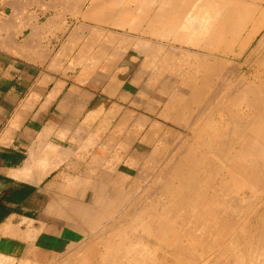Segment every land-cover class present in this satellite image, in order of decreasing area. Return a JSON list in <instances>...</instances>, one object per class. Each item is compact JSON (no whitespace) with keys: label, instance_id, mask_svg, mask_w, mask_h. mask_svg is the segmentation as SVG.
<instances>
[{"label":"crops","instance_id":"0c3cea01","mask_svg":"<svg viewBox=\"0 0 264 264\" xmlns=\"http://www.w3.org/2000/svg\"><path fill=\"white\" fill-rule=\"evenodd\" d=\"M168 1L170 0H137V2L136 0H3V4L0 10L1 256L5 258H12L14 260H19L21 259V256H23V253H25L26 250L33 249L39 252L41 258H45L44 260L40 261L42 262V264H50L53 258L57 257V255H59L60 253V250L63 249V246L67 242L66 237L74 234V230L70 229L67 225L62 223V219L65 218L62 216V213L58 212L59 209H57V212H55L54 215L48 214L47 211L52 203H58V201H60L61 203L63 200L60 198L62 197L65 198L66 201L76 202V200L72 199L70 195H62V191L60 189L63 187H76V179L74 177L76 176L78 178V176L72 173L71 171L77 170L78 165L76 160L70 159L63 163L65 164V166H63V164L61 163V165L57 167V165L61 161L56 159L55 154H49L50 158L49 156L44 158L43 154H46V151H44V149L47 142H55L54 140L61 138L63 131L70 132V135H67L66 138H89L92 136V138H94V125H92L91 130H88V136H80V132L77 128H87L90 126V124H97L100 122L116 123L117 121L122 123L124 122L123 120H125L124 123L130 121V123L135 124L143 122L151 123L152 121L156 122L155 120L161 123L165 122L164 119H160L158 116L160 109L162 108V106H158V104L160 103V97L158 92H166L169 90L167 84L168 75L174 74L175 72L173 71V69L176 68V66L174 65L175 63L173 62L174 57L171 62L172 64L169 62V60H171L170 58L173 56L175 50L179 49V51H182L183 49H186V8L183 7L185 6L184 4L186 3V0H180L181 2L179 0H171L173 3L177 2L181 6V8L177 3H174L176 6L175 7L171 1ZM116 3H120V9L118 8L119 6L116 5ZM170 3L172 5H170ZM126 7H128L129 9L127 10ZM150 8L151 10H149ZM162 8H165L166 12L165 9L163 10ZM173 8H176V10L174 11ZM158 9H161L159 10V13ZM168 10L169 13H167ZM181 10L183 12L185 11V13L182 14L183 12L181 13ZM146 11L148 12L143 13ZM172 11L174 12L172 13ZM129 12L130 14H128ZM178 12L179 14L181 13L180 16ZM131 13L133 14L131 15ZM138 13H142L143 15H140ZM154 13L155 15L152 16V19L151 15ZM160 13H164L163 18L162 15L160 16ZM114 14H116V17ZM172 14L173 16L171 18H173L172 20L174 23H171L172 20L170 17H168ZM100 15L102 17H99ZM133 15H136V17H134ZM182 15L185 16V20ZM144 16H146V18H144ZM157 16L160 19H158ZM164 16H166L165 19ZM174 16L176 17V20L174 19ZM141 18L142 20L143 18L146 20L142 21ZM161 19H163L164 22L158 23V21H161ZM130 20H132L134 23H132V21ZM150 20L154 21L151 23ZM219 20V22H221L223 26L221 25V23L218 22V20H216V22H218L222 26V28H225V25L228 24L226 26V30L228 29L229 35L224 34L226 30H224L223 28V31L218 23L212 24L211 26H213V28H216L213 32L212 30L210 31L211 36H209L210 34H208L206 38L207 41H205L207 44L209 43L208 46H211L210 48L212 49L214 48L215 45L213 44H216L217 39L222 40V38H220L223 37L222 35L227 37L233 36L234 39L239 36V30H236V28L239 27L238 19L235 18L234 21L231 19L232 24L230 23L231 21L229 22V20L225 23L221 21V19ZM138 22L141 26H139ZM184 23L185 26H183ZM136 24L138 25V27ZM144 25L146 26V28ZM171 26L173 28H171ZM99 27L100 29H98ZM151 27L157 28H155L156 30L154 31V29H150ZM231 27L232 30L229 29ZM170 29L171 31L173 30L171 34L168 33L170 32ZM149 30L151 31L149 32ZM152 30L154 31V34L152 33ZM157 30L160 33L156 32ZM216 30L218 34L215 32ZM145 31H147V33H144ZM248 31L250 30L248 29ZM119 32L120 35L118 37ZM113 33L116 36L113 35ZM123 33L128 34L129 36L124 35ZM150 33L153 34L152 37ZM163 33H165V36H167L165 37ZM214 33L218 36H214ZM105 34L106 37L103 39ZM169 34L170 36H173L175 34V37L171 36L172 42L169 41L171 39ZM212 34L214 41L212 40ZM219 34H221V36ZM121 35L125 40L122 38ZM244 35L246 36L247 34L245 33ZM92 36H96L97 39L96 37L93 38ZM107 36L109 37V39ZM115 37L118 38L115 39ZM128 37H130L131 40L128 39ZM164 37L167 39H165ZM183 37L185 39H183ZM208 38H210L212 42ZM144 39L145 42H143ZM174 39L176 40V42H174ZM106 40L107 42L111 41L110 43H108V46H110L111 48L110 50L108 47H106ZM139 40L141 42V45L139 44L138 46H142L143 49L140 47L137 49V43H139ZM160 40L163 42H161ZM146 41H148V45ZM234 41L238 43L239 39L236 38V40ZM83 42L86 43L84 44ZM155 42L158 43L160 47ZM179 43L181 44L179 45ZM103 44H106V48L103 47ZM162 44L174 46L172 48L175 49L176 47V49H170V46L168 47V45H165V47L163 45V48ZM119 45H121V47ZM100 46L101 49H103L104 51L100 49ZM153 46L155 49L153 48ZM157 46L159 47V52L156 50ZM140 49H142V51ZM160 49H162V51ZM232 50H235V52L238 51L237 47L236 49L234 48ZM151 51L153 52V54ZM185 51L186 50H184V52ZM188 51L191 53L192 51L193 53L199 52L202 53V55L198 53L200 56L210 58L211 64L209 66H212V69H209V66L204 65V71H197L199 73L207 74L206 71H208V69L214 72L213 70H217L218 64L214 62L215 60H212V57L213 59L222 58L221 53L219 51L216 53V50L214 49L208 50L207 48H205L204 50L202 49L199 51L190 49ZM116 52L119 54L118 56ZM155 52H158V54H155ZM166 52L167 54L171 52L169 54L170 57L164 56ZM73 55L75 58L73 57ZM246 55L248 56V54ZM159 56L162 59H160ZM162 56L167 58H164ZM151 57H153V59ZM185 57L186 56L184 55L183 58L185 59ZM148 58L151 62H149ZM228 58H230L233 65L237 63L236 68L238 69L239 57L237 56V58H235L231 56ZM144 60L147 61L148 64L150 63L151 65H149L151 67L148 64L146 65V63H144ZM159 60H164L167 62V64H165L166 62H160ZM185 65L186 62L184 63V69L181 71V73L186 72ZM154 66L155 69L160 68L158 72L162 70L160 72L161 76L158 73L159 77H156L158 69L155 71ZM213 66L215 67V69H213ZM197 67L199 69L201 66L196 65L195 68ZM85 70H88L89 72H85ZM122 71L123 74L121 73ZM193 73L195 72H192L191 74ZM208 73L210 72L208 71ZM184 74L186 75V73ZM216 74H218V72ZM148 76H150V80L149 78L147 79ZM151 76L153 80L157 79V83H154L155 80H151ZM110 80H112V82H110ZM149 81H151V84ZM195 84L197 85L198 83H193L192 85H190V87H186V91H195ZM199 84L201 85V87L200 85H197V90H202V87L204 86H202V83ZM193 85L195 88L193 87ZM205 88L204 90H214L216 86H213V88L212 86H210L208 87V89L207 87ZM215 90H217V88ZM188 94L189 93H186V104L189 101L188 97L191 96V94L189 96ZM134 101H137V103L139 102L140 104L138 103L137 105V103H135ZM166 102L167 100H165L162 105H164V103ZM149 104L150 106H147ZM151 106L155 108L154 111L153 107L152 111L149 110V107ZM241 106L240 108H238L237 106L241 113L235 107L231 109L232 113H234L235 110L234 114L238 112L242 116L243 112H246V107L244 104L242 107ZM144 107L147 109H145ZM204 107L200 108L201 110H203L204 113H206L204 111ZM106 109L111 112L109 113ZM116 109H119L117 112L118 115L115 113ZM201 110L198 112L197 107H190L186 105V115L189 114V116H186V137H189V139H192V136L193 138H198V136L199 138L206 137L204 135L207 133L206 131L200 132V128L199 130H195V133V131H190L191 128L188 127L189 125L187 124V122L191 120L190 117L193 118V116H199ZM129 113L132 114L130 115ZM248 113L253 114L252 112H250V110ZM121 114H123L124 116ZM201 114L202 113H200V115ZM215 116L216 118L218 117V110L215 111ZM127 117L129 118V120L127 119ZM139 117L143 118L139 119ZM196 119L197 118H193L192 121L195 120L196 122ZM203 122L205 123L206 121L204 120ZM233 124L235 123H232V125ZM73 133L76 134L74 135ZM140 136H143V132H141L140 135H135V137ZM98 137L107 136L100 135ZM42 159L45 161H40ZM47 161L50 162V165L53 167V169L48 172V174H46L43 178L37 180L39 166L42 162L46 163ZM35 170L36 175L34 174ZM23 174L25 176H23ZM34 175L36 176V178ZM70 183L72 186L70 185ZM9 224L11 225V227L9 226ZM4 225L7 226L5 227ZM30 228L33 229L31 230ZM28 231H37L35 233L37 236L35 237L32 243L30 240L28 242L26 239V234ZM16 232L17 235H14ZM21 234L23 238L18 239Z\"/></svg>","mask_w":264,"mask_h":264},{"label":"bare ground","instance_id":"6f19581e","mask_svg":"<svg viewBox=\"0 0 264 264\" xmlns=\"http://www.w3.org/2000/svg\"><path fill=\"white\" fill-rule=\"evenodd\" d=\"M99 1H101V0H99ZM109 1V0H108ZM127 1V0H126ZM156 1H158V0H156ZM171 1V0H170ZM170 1H168V2H170ZM174 1H177V0H174ZM180 1V0H179ZM202 1H204L205 2V6H206V9H204V11L203 10H201V8L200 7H198V5L197 4H195V5H197V6H195V7H198L197 8V11L195 12V10H194V14L193 15H191V19H192V21H191V19H190V17H189V20H188V14L190 13V12H188L187 10H189V9H185L186 10V12L188 13V14H186L185 13V11L183 12L182 10L180 11L182 14H186L187 15V18H186V36H189V40H190V44L189 45H191V43L192 42H194L193 44H195L196 42H198V41H201V40H204V41H207V36H208V34H210V31L212 30V32L214 31V29L216 28V27H214L213 28V26H211L212 24H214V23H218L220 20H218V19H220L221 18V21H223L224 23L226 22V21H228V18H229V22L232 24V20L234 21L235 20V18H232V20H230V18L232 17V15H230L231 13H233V11L231 10L232 9V7H231V9H230V3L232 2V0H231V2L230 3H227L226 2V5L227 4H229V8H228V6H226L225 5V3H224V1L223 2H221L222 0H217V1H220V2H215V0H202ZM202 1L200 0V3L201 4H204V3H202ZM237 2H238V4H237V7H239L238 5H240L239 4V1L238 0H236ZM246 1H249V0H246ZM252 1V0H251ZM251 1L250 2H248V3H251ZM258 1V0H257ZM262 1V0H261ZM63 2V1H62ZM118 2V1H117ZM120 2V1H119ZM136 2H137V0H136ZM139 2V1H138ZM141 2V1H140ZM145 2V1H144ZM151 2V1H150ZM162 2H164V1H162ZM172 2V1H171ZM181 2V1H180ZM197 2V1H196ZM199 2V1H198ZM197 2V3H198ZM235 2V0L232 2V3H234ZM236 2V3H237ZM240 2H241V0H240ZM254 1H252V3H253ZM109 3H111V2H109ZM124 3V2H123ZM129 3V2H128ZM128 3H126V4H128ZM146 3V2H145ZM159 3V2H158ZM175 3V2H174ZM173 2H172V4L175 6V4L177 3H175L174 4ZM190 3V5H191V1L189 2ZM189 3H188V6H189ZM223 3V4H222ZM242 3V2H241ZM244 3V2H243ZM247 3V4H248ZM256 3H258V2H256ZM256 3H253V5H250V7H254V4H256ZM261 3V2H260ZM120 4V3H119ZM119 4H117L116 3V5H118L119 6ZM121 4H122V2H121ZM171 3H170V5H172ZM178 4V3H177ZM182 4H184V3H182ZM246 3H244V4H242L243 6L244 5H247ZM116 5H115V7H116ZM130 5V4H129ZM143 5H144V3H143ZM148 5H149V3H148ZM152 5V4H151ZM156 5V4H155ZM168 5H169V3H168ZM167 5V6H168ZM179 5V4H178ZM185 6H186V3L184 4ZM193 5V4H192ZM233 5V4H232ZM157 6V5H156ZM159 6V5H158ZM165 6H166V4H165ZM173 6V7H174ZM180 6V5H179ZM178 6V7H179ZM185 6H183L184 8H186ZM199 6H200V4H199ZM202 6V5H201ZM223 6V7H222ZM226 6V9H229V10H227V12L225 13L224 11L226 10V9H224V7ZM243 6L241 7L242 9H244L243 8ZM260 6V5H259ZM106 7V6H105ZM129 7V6H128ZM128 7H126V9L128 10L129 8ZM143 7V6H142ZM176 7V6H175ZM178 7H177V9H178ZM191 7V6H190ZM204 7V6H203ZM255 7H257L258 8V6H255ZM107 8V7H106ZM119 9H120V6L118 7ZM124 8H125V6H124ZM131 8V7H130ZM138 8V7H137ZM170 8H171V6H170ZM180 8H181V6H180ZM193 6H192V10H193ZM222 8L224 9V11L222 10ZM236 7H234V12H236L235 10H237V9H235ZM241 8H238V12H237V17H236V19L239 17L240 18V16H242V15H240L241 13H239V9H241ZM246 8H247V6H246ZM245 8V9H246ZM249 8V7H248ZM134 9H135V7H134ZM139 9H140V7H139ZM142 9V8H141ZM156 9V8H155ZM163 9V8H162ZM165 9V8H164ZM163 9V10H164ZM168 9H169V7H168ZM174 9V8H173ZM172 9V10H173ZM244 9V10H245ZM262 9H264L263 8V6H262ZM101 10V9H100ZM114 10V9H113ZM123 10V9H122ZM130 10H132V9H130ZM149 10H151V8L149 9ZM159 10H161V9H158V13H159ZM176 10V8L174 9V11ZM180 10V9H179ZM230 10H231V13L229 14L228 13V11L230 12ZM243 10V11H244ZM256 10V9H255ZM107 11V10H106ZM134 11H136V10H134ZM142 11V10H141ZM174 11H172V13L174 12ZM246 11H247V9H246ZM249 11H251V10H249ZM115 12V11H114ZM118 12V11H117ZM148 11H146V12H143V13H147ZM165 12H166V9H165ZM193 12V11H192ZM253 13L252 14H254V10L252 11ZM261 12V11H260ZM103 13H105V12H103ZM119 13V12H118ZM117 13V14H118ZM122 13V12H121ZM136 13V12H135ZM155 13H156V11H155ZM155 13L154 14H152L151 15V17L153 16V15H155ZM162 13V12H161ZM160 13V16L162 15V18H163V14H161ZM167 13H169V10H168V12ZM177 13V12H176ZM180 13V14H181ZM247 12H244L243 14H246ZM95 14V13H94ZM101 14V13H100ZM108 14V13H107ZM124 14V13H123ZM128 14H130V12L128 13ZM133 13H131V15H132ZM138 14H142V13H138ZM137 14V15H138ZM178 14H179V12H178ZM180 14H179V16H180ZM248 14V13H247ZM251 14V15H252ZM115 15V17H116V14H114ZM139 15V16H140ZM143 15V14H142ZM166 15V14H165ZM168 15V14H167ZM233 15H234V13H233ZM126 16H128V15H126ZM134 17H136V15H133ZM173 16V14L172 15H169L168 17H172ZM178 16V15H177ZM183 16V15H182ZM99 17H102L101 15L99 16ZM98 17V18H99ZM107 17V16H106ZM114 17V18H115ZM120 17V16H119ZM123 17V16H122ZM138 17V16H137ZM165 17L166 16H164V19H165ZM184 17V20H185V16H183ZM182 17V18H183ZM235 17V16H234ZM246 17H247V15H246ZM248 21H250V19L251 18H254V17H252V16H249L248 15ZM251 17V18H250ZM140 18V17H139ZM144 18H146V16H144ZM143 18V20H146V19H144ZM156 18V17H155ZM157 18H158V16H157ZM178 18V17H177ZM244 18H245V16H244ZM104 19V18H103ZM119 19V18H118ZM127 19V18H126ZM129 19V18H128ZM148 19H150V18H148ZM152 19H153V17H152ZM158 19H160V18H158ZM173 18H171V20H172ZM174 19L176 20V17L174 16ZM2 20V19H1ZM107 20V19H106ZM110 20V19H109ZM116 20V19H115ZM114 20V21H115ZM133 20V19H132ZM132 20H130V21H132ZM141 20H142V18H141ZM142 20V21H143ZM170 20V21H171ZM178 20V19H177ZM183 20V19H182ZM216 20H218V22H216ZM238 20H240L241 21V19H238ZM252 20V19H251ZM113 21V20H112ZM117 21V20H116ZM119 21V20H118ZM121 21H122V19H121ZM130 21H129V23H130ZM151 21V23L154 21V20H150ZM245 21H247V20H245ZM245 21H244V24H245ZM256 21V20H255ZM257 21H259V20H257ZM126 22H127V20H126ZM149 22V21H148ZM156 22H157V19H156ZM160 22H164L163 21V19H161V21H158V23H160ZM185 22V21H184ZM201 22H203V23H201ZM264 22V21H263ZM114 23H116V22H114ZM132 23H134L133 21H132ZM139 23V22H138ZM150 23V24H151ZM171 23H174L173 22V20L171 21ZM219 23H221V22H219ZM218 23V24H219ZM223 23V24H224ZM228 23V22H227ZM226 23V24H227ZM229 23V24H230ZM247 23V22H246ZM256 23V22H255ZM258 23H260V22H258ZM110 24V23H109ZM142 24V23H141ZM144 24V23H143ZM165 24V23H164ZM169 24V23H168ZM181 24V23H180ZM217 24V25H218ZM236 24V23H235ZM241 24V23H240ZM254 24V23H253ZM261 24H262V26H263V24L264 23H262L261 22ZM126 25V24H125ZM124 25V26H125ZM135 25V24H134ZM137 25V24H136ZM157 25V24H156ZM160 25V24H159ZM171 25V24H170ZM176 25V24H175ZM220 25V24H219ZM221 25H222V23H221ZM220 25V26H221ZM225 25V24H224ZM228 25V24H227ZM227 25H225V28H224V30H226V26ZM242 25V24H241ZM240 25V26H241ZM252 25V24H251ZM257 25L258 24H256V28H257ZM116 26H117V24H116ZM121 26H123V25H121ZM139 26H141L140 25V23H139ZM145 26V25H144ZM150 26V25H149ZM167 26V25H166ZM183 26H185V23H184V25ZM197 26H199V27H197ZM223 26V25H222ZM222 26H221V28H222ZM229 26H231V25H229ZM238 26V25H237ZM245 26H246V24H245ZM258 26H260V25H258ZM137 27H138V25H137ZM154 27V26H153ZM158 27V26H157ZM157 27H155V28H157ZM170 27V26H169ZM121 28V27H120ZM130 28V27H129ZM134 28H135V26H134ZM145 28H146V26H145ZM145 28H143V29H145ZM155 28H150V29H154V31L156 30ZM162 28V27H161ZM171 28H173L172 26H171ZM223 28H222V30H223ZM239 28V27H238ZM238 28H236V30L238 31L239 29ZM241 28H243V27H240V29ZM254 28H255V26H254ZM259 28V27H258ZM261 28H263V27H261ZM260 28V29H261ZM98 29H100V27L98 28ZM128 29V28H127ZM142 29V28H141ZM163 29V28H162ZM165 29V28H164ZM184 29V30H185ZM230 30H232V27L231 28H229ZM234 29V28H233ZM260 29H259V32H260ZM91 30H93V29H91ZM96 30V29H95ZM129 30H134V29H129ZM136 30V29H135ZM223 30V31H224ZM256 30H258V29H256ZM99 31V30H98ZM137 31V30H136ZM138 31H140V30H138ZM151 30H149V32H150ZM154 31L152 30V33L154 34ZM164 31V30H163ZM173 31V30H172ZM171 29H170V32H168V33H170L171 34ZM176 31V30H175ZM219 31V30H218ZM223 31H221V32H223ZM235 31V30H234ZM242 31H246V29L244 30H242ZM242 31L240 30L238 33H242ZM264 31V30H263ZM108 32H110V31H108ZM130 32H132V31H130ZM156 32H158V33H160L158 30L156 31ZM166 32V33H167ZM216 33H217V30L215 31ZM227 32V33H226ZM258 32V31H257ZM100 33V32H99ZM103 33V32H102ZM107 33V32H106ZM142 33V32H141ZM144 33H147V31H145ZM152 33H150V35H151V37L153 36V34ZM162 33V32H161ZM184 33H185V31H184ZM220 33V32H219ZM232 33V32H231ZM235 33H237V32H235ZM249 33V32H248ZM256 33V32H255ZM97 34V33H96ZM95 34V35H96ZM112 34V33H111ZM124 34V33H123ZM122 34V35H123ZM140 34V33H139ZM157 34V33H156ZM164 34V36H165V33H163ZM170 34H169V36H170ZM179 34H181V33H179ZM218 34V33H217ZM224 34L225 35H227L228 34V29L224 32ZM245 34V33H244ZM247 34V33H246ZM263 34V35H262ZM261 35V39L260 40H257V45H255L256 47H253L254 49H252V52L251 51H249L250 52V54H249V52H247V54L249 55V56H247V60H248V58L250 57V63H252L251 61H253L254 60V63H255V65H260V64H263V65H260V66H264V62L263 63H260V62H262V59H263V61H264V33H262ZM90 35V34H89ZM113 35H115L114 33H113ZM119 35H120V32H119V34H118V37H119ZM121 35V36H122ZM124 35H127V36H129L128 34H124ZM131 35V34H130ZM147 35V34H146ZM161 35V34H160ZM175 35V34H174ZM172 36V37H175V36ZM176 35H177V33H176ZM216 34L214 33V36H215ZM220 36H221V34H219ZM229 35V34H228ZM253 35H255L254 34V32H253ZM257 35V34H256ZM259 35V34H258ZM76 36V35H75ZM77 36H79V35H77ZM109 36V35H108ZM107 36V37H108ZM116 36V35H115ZM140 36V35H139ZM148 36V35H147ZM154 36H156V35H154ZM167 36V35H166ZM165 36V37H166ZM170 36V37H171ZM182 36V35H181ZM183 36H184V34H183ZM198 38H197V37ZM209 36H211V34L209 35ZM216 36H218V35H216ZM222 36H224V35H222ZM238 36V35H237ZM245 36V35H244ZM260 36V35H259ZM83 37V36H82ZM93 37V36H92ZM91 37V38H92ZM96 37V36H95ZM95 37H93V38H95ZM100 37V36H99ZM106 37V34H105V36L103 37V39ZM118 37H115V39L116 38H118ZM131 37V36H130ZM130 37H128V39H130ZM138 37V36H137ZM141 37H142V34H141ZM150 37V38H151ZM161 37V36H160ZM164 37V38H165ZM172 37H171V39L169 40L170 42H172L171 40H172ZM225 37V40H227L228 38H226L227 36H224ZM230 37V36H229ZM243 37V36H242ZM254 36H252V34H248V35H246L245 36V38H243V40H240L238 43H236V44H238L237 46H238V50H239V52L238 53H236L235 52V50H232V47H231V49L230 50H228L227 52H230L229 53V55H226V54H222V52H221V55H222V58L221 59H218V58H216V59H213V57H212V60L214 61V62H216V64H220V65H222V67H224V64H225V66H227L228 65V62H231V60L230 59H228V57H231V56H233V57H235V58H237V56L238 57H240V55L243 53V51L244 50H247V48L249 47L248 45H250L249 43L252 41V38H253ZM122 38H123V36H122ZM139 38V37H138ZM159 38V37H158ZM162 38H163V36H162ZM215 38V37H214ZM220 38H223V37H220ZM231 38H233V39H231ZM230 38V40H233L234 41V37L232 36ZM237 39H238V37H236ZM236 38H235V40H236ZM77 39V38H76ZM96 39H97V37H96ZM102 39V40H103ZM108 39H109V37H108ZM111 39V38H110ZM121 39V38H120ZM124 39V38H123ZM126 39H127V37H126ZM143 39V38H142ZM146 39V38H145ZM145 39H144V41L143 42H145ZM154 39H156V38H154ZM165 39H167V38H165ZM169 39V38H168ZM181 39V38H180ZM183 39H185L184 37H183ZM208 39H210V38H208ZM254 39V38H253ZM79 40V39H78ZM112 40H114V39H112ZM125 40V39H124ZM131 40V39H130ZM149 40V39H148ZM175 40V39H174ZM186 41H187V39H185ZM211 40V39H210ZM212 40H213V34H212ZM212 40H211V42H212ZM224 39H222V43H224L225 42V40L223 41ZM229 40V39H228ZM95 41H97V40H95ZM150 41H152V40H150ZM149 41V42H150ZM161 41V40H160ZM185 41V42H186ZM192 41V42H191ZM214 41V40H213ZM217 41H218V39H217ZM232 41V43H234ZM89 42V41H88ZM101 42V41H100ZM106 42H107V40H106ZM105 42V43H106ZM111 41H109V42H107V45H106V47H108L109 48V50L111 49L110 48V46H108L109 44L108 43H110ZM113 42V41H112ZM123 42V41H122ZM130 42V41H129ZM137 42V41H136ZM139 43H137V46L141 43L140 42V40L138 41ZM156 42H158V41H156ZM155 42V43H156ZM161 42H163V41H161ZM174 42H176V40L174 41ZM179 42V41H178ZM184 42V43H185ZM210 42V43H211ZM218 42H221V41H218ZM236 42V41H235ZM84 43V42H83ZM83 43H82V45H83ZM86 43V42H85ZM84 43V44H85ZM146 43H147V45H148V41H146ZM151 43V42H150ZM187 43H185V44H187ZM214 43V42H213ZM227 43L230 45V43H229V41L228 42H225V46H226V48L227 47H230V46H228L227 45ZM65 44H67V43H65ZM117 44V43H116ZM158 46H159V44L158 43H156ZM181 43H179V45H180ZM199 44V43H198ZM201 44V43H200ZM204 44H206V43H204ZM217 44V43H216ZM252 44V43H251ZM69 45V44H68ZM81 45V44H80ZM87 45V44H86ZM93 45V44H92ZM105 45L103 44V47H105ZM125 45V44H124ZM141 45V44H140ZM144 45V44H143ZM146 45V44H145ZM150 45V44H149ZM154 45V44H153ZM160 45H161V43H160ZM163 45L164 44H162V47H163ZM166 46L168 45V44H165ZM165 45H164V47H165ZM197 45V44H196ZM195 45V46H196ZM202 45V44H201ZM208 45H209V43H208ZM207 44H206V46H203L202 45V48H203V50L205 49V48H207L208 50H215L216 49V47L214 46V48L212 49V48H210L209 46H208ZM214 45V44H213ZM220 45V44H219ZM218 45V46H219ZM234 45V44H233ZM101 46H102V44H101ZM101 46H100V49H101ZM116 46V45H115ZM120 47H121V45H119ZM156 47V50L158 51L159 49V47ZM170 45H168V47H169ZM198 46V45H197ZM197 46H196V48H197ZM80 47V46H79ZM105 47V48H106ZM111 47H112V45H111ZM118 47V46H117ZM123 47V46H122ZM142 48V46H138L137 47V49L138 48ZM145 47V46H144ZM163 47V48H164ZM172 47H174V46H170V49H173V50H175L176 49V47H175V49L174 48H172ZM178 47V46H177ZM191 47H194V46H190V48ZM107 48V49H108ZM153 48H154V46H153ZM179 48V47H178ZM222 48H223V46H222ZM225 48V47H224ZM224 48H223V52H224ZM84 49V48H83ZM86 49V48H85ZM89 49V48H88ZM122 49V48H121ZM125 49V48H124ZM143 49V48H142ZM142 49H140L141 51H142ZM145 49V48H144ZM155 49V48H154ZM153 49V50H154ZM228 49V48H227ZM226 49V50H227ZM65 50V49H64ZM80 50H82V49H80ZM97 50H99V49H97ZM101 50H103V49H101ZM116 50H117V48H116ZM115 50V51H116ZM126 50V49H125ZM140 50H139V52H140ZM161 51H162V49H160ZM164 50V49H163ZM167 50V49H166ZM180 50H182V49H180ZM184 50H186V49H183L182 50V52H180L179 51V49L178 50H176L175 52H180V53H182V54H184L185 56H186V58H187V52L189 53V51H185L184 52ZM196 50V49H195ZM198 50V49H197ZM202 50V49H201ZM217 50V49H216ZM225 50V51H226ZM71 51V50H70ZM77 51V50H76ZM104 51V50H103ZM114 51V50H113ZM168 51V50H167ZM171 51V50H170ZM93 52V51H92ZM109 52V51H108ZM111 52V51H110ZM122 52V51H121ZM138 52V51H137ZM152 52V51H151ZM159 52V51H158ZM158 52H155V54L157 53L158 54ZM172 52V51H171ZM171 52H169L168 54H167V52H166V54L164 55V56H169V54L171 53ZM107 53V52H106ZM117 53V52H116ZM186 53V54H185ZM192 53H193V51H192ZM191 53V54H192ZM195 54H198L199 52H194ZM193 53V54H194ZM216 53H217V51H216ZM216 53H215V55H216ZM260 54V56H259V58H262V59H259V58H257V57H254V54ZM98 54V53H97ZM119 54H120V51H119ZM118 53H117V56L119 55ZM152 54H153V52H152ZM154 54V55H155ZM160 54H161V52H160ZM164 54V53H163ZM162 54V55H163ZM173 54V53H172ZM181 54V55H182ZM190 54V56H192ZM199 54H201L202 55V53H199ZM199 54L197 55L198 57H199V59H200V56H199ZM109 55V54H108ZM112 55V54H111ZM123 55V54H122ZM174 55H175V53H174ZM174 55L170 58V59H173V57H174ZM176 55H178L177 53H176ZM204 55V54H203ZM90 56V55H89ZM88 56V57H89ZM144 56V55H143ZM152 56V55H151ZM164 56H162V57H164ZM189 56V55H188ZM196 56V55H195ZM207 56V55H206ZM209 56V55H208ZM243 56V55H242ZM73 57H74V55H73ZM80 57V56H79ZM100 57V56H99ZM112 57V56H111ZM120 57H121V55H120ZM154 57V56H153ZM153 57H151L152 59H153ZM160 57V56H159ZM170 57V56H169ZM168 57V58H169ZM181 56L179 55V57H178V59L180 58ZM211 57V56H210ZM72 58V57H71ZM75 58V57H74ZM82 58V57H81ZM110 58V57H109ZM150 58V59H151ZM164 58H167V57H164ZM190 58V57H189ZM189 58H187L186 60H188ZM205 58V60L203 59V58H201V61H202V59L205 61V64H204V62H203V64L204 65H206V66H209L211 63H210V58L209 57H204ZM215 58V57H214ZM245 58L246 57H244V60H245ZM78 59V58H77ZM80 59V58H79ZM111 59V58H110ZM156 59H157V56H156ZM160 59H162L161 57H160ZM180 59H182V58H180ZM180 59H179V63H181V61H180ZM196 59V58H195ZM195 59L193 60H191L192 62L193 61H195ZM198 59V60H199ZM86 60H87V58H86ZM137 60V59H136ZM147 60V59H146ZM148 60H149V58H148ZM165 60V59H164ZM164 60H161V61H164ZM174 60V59H173ZM183 60H184V58H183ZM186 60L184 61V63L186 62ZM197 60V61H198ZM236 60V59H235ZM261 60V61H260ZM85 61V60H84ZM160 61V60H159ZM158 61V62H159ZM73 62H74V60H73ZM90 62V61H89ZM105 62V61H104ZM149 62H151L150 60H149ZM154 62V61H153ZM157 62V63H158ZM166 62V61H165ZM177 61H175L174 63H176ZM199 63H200V61H198ZM213 62V63H214ZM234 62V61H233ZM238 62H239V60H238ZM70 63V62H69ZM80 63V62H79ZM130 63V62H129ZM144 63H146V65L148 64V62L147 61H145L144 60ZM171 63V62H170ZM178 63V62H177ZM187 63H188V61H187ZM187 63H186V65H187ZM195 63H196V61H195ZM194 63V64H195ZM212 63V64H213ZM232 63V62H231ZM257 63V64H256ZM97 64H98V62H97ZM132 64V63H131ZM150 64V63H149ZM148 64V65H149ZM154 64V63H153ZM159 64V63H158ZM166 64H167V62H166ZM172 64V63H171ZM190 64V63H189ZM216 64H215V66H216ZM235 64V63H234ZM237 64V63H236ZM74 65V64H73ZM76 65V64H75ZM91 65V64H90ZM94 65V64H93ZM126 65V64H125ZM144 65V64H143ZM151 65V64H150ZM149 65V66H150ZM175 66H176V64H174ZM180 65V64H179ZM195 65H197V64H195ZM200 65V64H199ZM201 65H202V63H201ZM203 65V66H204ZM217 65V70L215 69V67L213 66V69H215V70H213L214 72L215 71H217L218 72V74H223L222 73V69H220L221 68V66H218ZM244 65V64H243ZM255 65L253 66V65H251L249 68H248V70H247V72L246 73H248V75H250V77L247 79V80H249L248 82H244L243 80H241V78H239L238 77V80H237V78H235V80L233 81V87L231 86V89L229 90V91H231V92H229L230 93V98H231V101L232 102H234L233 104L231 103V101H228V102H230L229 104H232L231 106L233 107L234 105H235V107H236V105H239L238 103H241L240 101H242L243 102V104L245 105V107H246V112H243V114H242V118L240 117H238V112L236 113V114H234L235 113V110H234V113H232V110L230 111L229 110V108H228V104H227V102H226V104H224V101L221 103L222 104V106H221V104H220V108L218 107V109L216 108V106H218L217 104H215L214 105V107L213 106H211V104H212V101H213V103H214V100H212L213 98H215V97H213L212 99H211V104L209 103L208 104V102H210L209 100H206L207 99V97L205 96V100L207 101V106L209 107V105L211 106L210 107V111H208L209 113H211V108H212V110H215V109H217L218 110V114H219V116L220 115H226V116H229V115H232L233 117H228L229 119H230V121H227V120H225V123H226V121L227 122H230V123H228L230 126H226V127H224V129L225 130H222V128L223 127H221L220 129H221V135L222 136H217V135H215V134H213L212 133V135H210L209 134V132H208V134L209 135H207V134H204V132H205V128L204 129H202L203 128V126L201 127V125L199 126L200 128H201V131L200 132H202V131H204L203 132V134L206 136V137H201V141H199V139H195V140H198V144L197 145H199V151H201V152H199V153H201V154H198V156H201V157H198V158H194V157H191V156H194V155H192V154H190V152H189V156H187L185 153H187L188 154V150L187 149H190V146H189V144H191L190 143V141L193 139V136H192V139L189 141V143H187L188 144V146H189V148H185L187 151H185V153H184V151H180V154H181V152H182V155L184 156H182V155H180V158H181V156L183 157V160H185L184 158H185V155H186V158L188 157V160L186 159V162L185 161H183V162H185L186 164H188V165H191L190 166V168L193 166V169H195L194 167H195V165L197 166L198 165V168H199V171L200 172H202V170H203V172H205V173H203L202 172V175H206L207 176V174L206 173H213V174H216L215 176H217V177H219V175L221 174V173H219V172H221L220 171V165H222L223 166V162H224V164H226V163H230V164H232V165H229V166H232V167H228L231 171H230V175H234V174H236V176L239 178V180L242 182V178H244V180H245V178L248 180V183L247 184H242L241 185V183H240V181H239V183L240 184H236L235 182H233V181H235V178L232 176V178H234V179H230L233 183H235V184H233L231 181H229V177H223L222 175L220 176V177H222V179L220 180V178H218V182L217 183H219V184H217V183H215V182H212V179H210V178H212V176H211V174H210V177H207V178H209L208 179V181L210 180V182H208L207 183V179H204V181L202 180V183H203V188L201 187L202 185L201 184H199L200 182H201V179H199V175H197L198 173H199V171H197L196 169H195V172H193L194 170H192V168L191 169H178L177 167V165L179 164V163H177L180 159H178V161L176 160V163L175 162H173V163H166L165 165H164V167H162V168H165L166 170H164L163 169V172L164 171H171V170H169V169H171L170 167L168 168V164H170V166L172 167V169L173 168H175V169H173L174 170V172L175 173H173L174 175L173 176H175L176 178H178V179H182V180H180V181H183V180H185L186 181V179H185V177L186 176H188V177H190L189 175L191 174L192 175V178H193V176H196L197 175V177H198V179H199V181L198 180H195V178L193 179V184H191L192 183V181H188V183H181L182 185L183 184H185V187H186V185H188V189H187V192H185L186 190H183L187 195H184V199H187V200H185V201H183L182 200V202L180 201L181 199H182V197H181V199H179V202L176 200V204H177V202L179 203V205H175V207H174V204H175V201L174 202H172V203H174L173 204V206H172V204H170L169 203V201L167 202L166 200H164V198L163 199H159V198H157V197H159V196H163L164 194H165V192L163 191V192H161L164 188L162 187V190L161 189H156V187H157V185L159 186L160 184V180H157V181H159V183L156 185V187H155V189L156 190H158V191H160L159 192V194H158V191H155V192H157L156 194H158L157 196H155L154 198H152V199H150L149 197H151V193H153V195L152 196H154V191L153 192H151L150 194H148L149 193V191L153 188L152 186V188L150 189V190H147L146 188V184L145 183H147L148 181H150L151 180V178L153 177H151V178H149L150 180H146L147 182H144V184L145 185H143V186H145L146 188H145V190H147L146 192H148L147 194L145 193V191H144V193H143V197L146 199L145 201H147L148 200V198L150 199V200H153V204H154V202L157 204V205H159L158 203H162V205H160V207L162 206V208H163V210H161L162 211V216L160 215V211H159V213L158 212H156V207L158 208V206L156 205V207H155V210H154V212H156V214H154V216H153V210L151 209V206L149 205V202H148V206L146 205V207H149L150 206V208H148L147 209V211L146 212H148L150 209V211H152L151 213H152V218H151V220H153V218H159V217H162V219H164L163 218V215H169L170 214V216H172L173 214V212L172 211H170V210H174V211H177L176 209L178 208V211L177 212H175V215L174 216H172L171 218H172V220L171 219H169V217H167L170 221V223L168 222V225H173L174 223H177V224H180V227H181V225L184 227L183 229L184 230H187L188 228L189 229H192L191 231L193 232V228L194 227H196V226H200V228L199 229H201V231L200 230H197V235H200V237L199 238H201L202 236H204V238L205 237H210V240H207L208 242L209 241H211V242H216V244L217 243H219V245L217 244V247L219 248V249H221L222 250V252L221 253H218L219 255V257L218 258H216L215 257V255H213V254H211V255H209L207 258H205V260H203V261H201V259H200V261L198 262V260L195 262L193 259H192V257L195 259V254L196 253H198V252H196L195 253V251L197 250V248H199V247H197L196 248V250L194 251V249L192 250L191 248V250H192V253H191V250H189L190 251V253L191 254H193V251H194V255H192L191 256V254H190V259L189 260H191L190 262V264H264V227H262L263 225H264V218H263V216L262 215H264V189L262 188V190L259 188L260 187V185H259V183H258V181H256V184H255V179L257 180L258 178H256V177H260V174H259V172L262 174L263 172H264V70L260 73V68H257V67H255ZM79 66V65H78ZM123 66V65H122ZM148 66V67H149ZM158 66V65H157ZM169 66V65H168ZM181 66V65H180ZM184 66V65H183ZM202 66V67H203ZM231 66V69H229V70H226V77H227V75H228V71H230V75L232 74L231 73V71H234L235 69L234 68H232V66H233V64H231V65H229V67ZM103 67H105V66H103ZM151 67V66H150ZM159 67V66H158ZM161 67H162V65H161ZM177 67V66H176ZM194 67V66H193ZM192 67V68H193ZM205 67V66H204ZM203 67V68H204ZM220 67V68H219ZM255 67V68H254ZM88 68V67H87ZM117 68V67H116ZM115 68V69H116ZM125 68V67H124ZM141 68V67H140ZM168 68V67H167ZM174 68V67H173ZM187 68V67H186ZM185 68V69H186ZM190 68H191V66H190ZM198 68V67H197ZM212 69V66H209V69ZM257 68V69H256ZM89 69V68H88ZM93 69V68H92ZM91 69V70H92ZM122 69V68H121ZM153 69V68H152ZM154 69H155V66H154ZM158 69V68H157ZM157 69H155V71L157 70ZM160 69V68H159ZM159 69L157 70V75H156V77L158 76L159 77V75H160V72L162 71H160V72H158L159 71ZM171 69H172V67H171ZM202 68L200 67V69H199V71L201 70ZM208 69V70H209ZM264 69V68H263ZM81 70V69H80ZM90 70V69H89ZM120 70V69H119ZM142 70V69H141ZM174 70V69H173ZM176 70V69H175ZM180 70V68L178 69L177 68V71L176 72H178ZM190 70H192V72H194L193 71V69H190ZM203 70V69H202ZM88 71V70H87ZM86 70H85V72H87ZM163 71H164V69H163ZM170 71V70H169ZM172 71V70H171ZM187 71H188V69H187ZM89 72V71H88ZM115 72H116V70H115ZM153 72V71H152ZM173 72V71H172ZM179 72H181V70L179 71ZM197 72V71H196ZM195 72V73H196ZM203 72V71H202ZM210 72V75H211V70L209 71ZM214 72H212V73H214ZM217 72H215L214 74L215 75H218V74H216ZM122 74H123V71L121 72ZM143 73V72H142ZM158 73H159V75H158ZM183 73V72H182ZM184 73H186V75H187V72H184ZM183 73V74H184ZM189 73V72H188ZM206 73H208V71H206ZM84 74V73H83ZM113 74V73H112ZM115 74V73H114ZM156 74V73H155ZM154 74V75H155ZM176 74V73H175ZM196 74H198L199 75V72L198 73H196ZM209 74V73H208ZM117 75V74H116ZM121 75V74H120ZM144 75V74H143ZM173 75V74H172ZM181 75V73L179 74V75H177V76H180ZM185 75V74H184ZM190 75V74H189ZM194 75V74H193ZM193 75H192V77H193ZM213 75V74H212ZM224 75V74H223ZM229 75V76H230ZM88 76V75H87ZM126 76H127V74H126ZM161 76V75H160ZM183 76V75H182ZM181 76V77H182ZM204 76V73H202V78H205V77H203ZM209 77V78H212V77H214V76H209V75H207L206 74V77ZM111 77H113V76H111ZM155 77V76H154ZM155 77V78H156ZM180 77V78H181ZM187 78H188V76H186ZM191 77V76H190ZM217 77V76H216ZM219 77V76H218ZM248 77V76H247ZM85 78H87V77H85ZM149 78V80H150V76H148L147 77V79ZM151 78H152V76H151ZM184 78V77H183ZM195 78H197V77H195ZM195 78H192V79H195ZM200 78H201V76H200ZM202 78H201V80H200V82L202 81V83L205 81V79H207V78H205L204 80H202ZM208 78V79H209ZM224 78V77H223ZM191 79V80H192ZM218 78H215V80H217ZM225 79V78H224ZM233 79V78H232ZM241 81H240V80ZM113 80V79H112ZM112 80H110V82H112ZM114 80H115V78H114ZM124 80V79H123ZM152 81H154L153 80V78L151 79ZM184 79H182V81H183ZM197 80V79H196ZM199 80V79H198ZM221 80V79H220ZM239 81V82H237V81ZM119 81V80H118ZM146 81V80H145ZM157 81V79L155 80V82L154 83H157L156 82ZM185 81V80H184ZM183 81V82H184ZM193 81V80H192ZM218 81V80H217ZM217 81H215V84L217 83L218 84V86L216 87L217 88V92L220 94V92H219V88H221L220 86H219V84H220V82H217ZM230 81V80H229ZM246 81V80H245ZM150 82V84H151V81H149ZM186 82V81H185ZM191 82V81H190ZM199 82V83H200ZM207 82H208V80H207ZM209 82L210 83H208V84H212L211 82H214V81H211V79L209 80ZM235 82H237L238 84L235 86ZM118 83V82H117ZM137 83V82H136ZM197 84V85H200V84ZM231 83V82H230ZM135 84V83H134ZM149 84V83H148ZM147 84V85H148ZM153 84V83H152ZM186 84V83H185ZM205 85H206V83H204ZM202 85V86H205V85ZM221 84H223V83H221ZM190 85H192V84H190ZM196 84H195V87H194V85H193V87L196 89L195 90V92L197 91V86ZM224 85H225V82H224ZM153 86V85H152ZM183 86V85H182ZM186 86H187V84H186ZM209 85H207V87H208ZM211 86V85H210ZM215 86V85H214ZM118 87V86H117ZM147 87V86H146ZM188 87V86H187ZM200 87H201V85H200ZM199 87V88H200ZM206 87V86H205ZM205 87H202V92H204V93H206V92H210L211 90H209L208 88V91H204V88ZM219 87V88H218ZM224 87L225 86H223L222 88L223 89H221L220 91H221V93H223V91H224ZM229 87V86H228ZM144 88V87H143ZM148 88V87H147ZM150 88V87H149ZM154 88V87H153ZM212 88H213V86H212ZM215 88V89H216ZM193 89V88H192ZM206 89V88H205ZM214 89V90H215ZM229 89V88H228ZM227 89V90H228ZM191 91V90H190ZM194 91V90H193ZM212 91H213V89H212ZM160 92V91H159ZM175 92V91H174ZM192 92V91H191ZM199 92V91H198ZM198 92H196L197 93V97H198ZM201 91H200V93L203 95V97H204V94L202 93ZM208 92V93H209ZM214 92V91H213ZM171 93V92H170ZM207 93V94H208ZM212 93V92H211ZM211 93H209V94H211ZM228 93V92H227ZM228 93V94H229ZM123 94V93H122ZM192 94V93H191ZM206 94V95H207ZM224 94H225V92H224ZM142 95H143V93H142ZM141 95V96H142ZM171 95V94H170ZM175 95V94H174ZM172 96L173 98H174V100H175V96ZM190 95V93L188 94V96ZM193 95V94H192ZM195 95V94H194ZM193 95V96H194ZM211 95H213V96H216V98H215V100L216 99H218L217 98V94H211ZM221 95V94H220ZM227 95V94H226ZM120 96V95H119ZM177 96V95H176ZM181 96V95H180ZM179 95H178V98L180 97ZM183 96V95H182ZM199 96H200V94H199ZM208 96V95H207ZM222 97H223V94L221 95ZM184 97V96H183ZM182 97V98H183ZM209 97V96H208ZM212 97V96H211ZM221 97V98H222ZM227 96H225L224 98H222V100H228L227 98H226ZM135 98V97H134ZM182 98H180V99H182ZM189 98H192V96L190 97L189 96ZM199 98V97H198ZM201 98H202V96H201ZM201 98H200V100H199V102H201ZM168 99H170V97H168ZM179 99V100H180ZM220 99V98H219ZM218 99V101H220L221 102V99L219 100ZM172 98L169 100V103L167 104L166 103V105L164 104V108H165V110H168V108L172 105V101H174ZM192 100H193V98H192ZM195 100V99H194ZM193 100V101H194ZM196 100H197V98H196ZM195 100V101H196ZM181 101V100H180ZM185 101H187V100H185ZM205 101V102H206ZM135 103H137V101H134ZM133 102V103H134ZM220 102H217V100L215 101V103H220ZM134 103V104H135ZM139 103V102H138ZM138 103H137V105H138ZM159 103V102H158ZM174 104H175V101L173 102ZM177 103H178V101L176 102V105H177ZM236 103V104H235ZM140 104V103H139ZM151 105H154V104H151ZM157 105V104H156ZM155 105V106H156ZM202 105H203V101H202ZM224 105V106H223ZM242 105V104H241ZM140 106V105H139ZM138 106V107H139ZM147 106H150V104L149 105H147ZM163 106V105H162ZM174 106L175 105H173V107L171 108L170 107V109H173L174 108ZM180 106H181V104H180ZM185 106V105H184ZM205 106H206V103H205ZM230 106V107H231ZM243 106V105H242ZM241 106V107H242ZM121 107V106H120ZM152 107L153 106H151V107H149V110H151L152 111ZM176 107V106H175ZM183 107V106H182ZM199 108L200 107H204V105L203 106H198ZM208 107L206 108V107H204V111L206 112V109L208 110ZM108 108V107H107ZM145 108V107H144ZM151 108V109H150ZM180 108V107H179ZM178 108V109H179ZM198 108V112L201 110V108L199 109ZM214 108V109H213ZM237 108V107H236ZM238 108H240V106H238ZM237 108V109H238ZM114 109V108H113ZM145 109H147V108H145ZM154 107H153V111H154ZM162 109V111H163V108H161ZM176 109V108H175ZM203 109V108H202ZM236 109V110H237ZM106 110H108V109H106ZM110 110H111V108H110ZM117 110V109H116ZM148 110V111H149ZM185 111H186V109H184ZM216 110V111H217ZM243 110V109H242ZM249 110H250V112H252L253 114H250V113H248L249 112ZM115 111V110H114ZM128 111V110H127ZM127 111H125V112H127ZM130 111V110H129ZM150 111V112H151ZM162 111H160V112H162ZM174 111V110H173ZM172 111V112H173ZM177 111V110H176ZM176 111H175V113L173 114V116L172 117H174V115H175V117H177L176 119L178 120L179 118H178V112L176 113ZM181 111V110H180ZM188 111V110H187ZM196 111V110H195ZM244 111V110H243ZM108 112H109V110H108ZM111 112V111H110ZM109 112V113H110ZM132 112V111H131ZM135 112V111H134ZM133 112V113H134ZM146 112V111H145ZM166 112V113H165ZM169 112V111H168ZM171 112V111H170ZM183 112V111H182ZM191 112V111H190ZM197 112V113H198ZM240 113H241V111H239ZM158 113V112H157ZM164 113V115L165 114H167V111H164L163 112ZM189 113V112H188ZM196 113V114H197ZM200 113H202V114H204V112H203V110H201V112ZM200 113H199V116H200ZM117 114V113H116ZM130 114V113H129ZM132 114V113H131ZM130 114V115H131ZM136 114V113H135ZM139 114V113H138ZM169 114V113H168ZM167 114V116H168V118H169V115ZM176 114H177V116H176ZM182 114V113H181ZM180 114V115H181ZM109 115H111V114H109ZM118 115V114H117ZM121 115H123V114H121ZM120 115V116H121ZM128 115V114H127ZM163 114H160V116H162ZM179 115V116H180ZM195 115V114H194ZM208 115H211V114H208L207 113V115L206 114H204V116H206V119H207V116ZM238 117H236V116ZM250 115H251V117H250ZM114 116H116V115H114ZM124 116V115H123ZM125 116H126V114H125ZM137 116V115H136ZM182 116V115H181ZM180 116V117H181ZM186 116H189V114L188 115H186ZM192 116H193V114H192ZM203 115H201L200 117H201V119H204L205 120V118H203L202 117ZM215 116V115H214ZM225 116V117H226ZM240 116V115H239ZM111 117V116H110ZM131 117V116H130ZM164 117V116H163ZM162 117V118H163ZM172 117H171V119L169 120V121H172ZM183 117V116H182ZM198 117V116H197ZM196 116H193V118L195 119V118H197ZM224 117V118H225ZM235 117V119H233ZM141 118H143V117H139V119H141ZM165 118H166V120H168V118L166 117V115H165ZM165 118H164V120H165ZM187 118V117H186ZM192 117H190V121H192V119H193ZM227 118V119H228ZM231 118L235 121L236 120V122H237V124L235 125V124H233L232 125V123H234V121L232 122L231 121ZM246 119V120H244V119ZM109 119V118H108ZM119 119V118H118ZM124 119V118H123ZM125 119H126V117H125ZM127 119L129 120V118L127 117ZM199 117L197 118V121H199ZM131 120H132V118H131ZM154 120V119H153ZM174 120V119H173ZM180 120H182V123H183V120L184 119H180ZM180 120H178L179 122H180ZM245 122H244V121ZM124 122H125V120H123ZM156 122H154L155 123V126L157 125L156 123L158 122L157 120H155ZM189 121V122H190ZM203 121V120H202ZM212 120H210V121H206V122H211ZM117 122V121H116ZM130 122V121H129ZM150 122V121H149ZM153 122V121H152ZM151 122V123H152ZM175 122H177V121H175ZM179 122H177L176 123V125L178 126V124H179ZM187 122V124L189 125H187L188 127H192V125L193 124H191V123H196L195 122V120L194 121H192V122ZM201 122V120L199 121V122H197V123H200ZM206 122L205 123H203V125L205 124V125H207V126H209V127H207V126H205V127H207V129L208 128H210V125H208V124H210V123H207L206 124ZM214 121H212V123H213ZM235 122V123H236ZM121 123V122H120ZM123 123V122H122ZM158 123H160V122H158ZM174 123V122H173ZM181 122H180V124L179 125H181L182 124ZM202 123V122H201ZM211 123V124H212ZM103 124V123H102ZM118 125H119V123H117ZM124 124V123H123ZM129 124V123H128ZM127 124V125H128ZM133 124V123H132ZM132 124H131V126H132ZM214 124V123H213ZM212 124V125H213ZM126 125V124H125ZM125 125H123V126H125ZM150 126H151V124H149ZM148 125V126H149ZM159 125V124H158ZM157 125V126H158ZM227 125V124H226ZM122 126V125H121ZM135 126H137V128H139L138 127V124L136 125V124H134V127ZM156 126V127H157ZM163 126V125H162ZM182 126V125H181ZM193 126H195V125H193ZM197 126V125H196ZM224 126V125H223ZM103 127V126H102ZM154 126L152 125L150 128L152 129ZM180 127V126H179ZM183 127V126H182ZM198 127V126H197ZM101 128V127H100ZM115 129L114 130H116V126L114 127ZM126 127H123V129H125ZM129 128V127H128ZM140 128H142L141 126H140ZM149 128V129H150ZM170 128V127H169ZM184 128H185V126H184ZM190 128H188V129H190ZM195 128V127H194ZM199 128V129H200ZM112 129V128H111ZM121 129V128H120ZM130 129V128H129ZM131 129H132V127H131ZM143 129V128H142ZM163 129V128H162ZM164 129L166 130V128L164 127ZM196 129H198V128H196ZM195 129V130H196ZM206 129V130H207ZM113 130V129H112ZM127 130V129H126ZM133 130H134V128H133ZM135 130H137V129H135ZM152 130H155V129H152ZM157 130V129H156ZM171 130V129H170ZM192 130V129H191ZM190 130V131H191ZM195 130H193V131H195ZM212 129H210V131H211ZM98 130H96V132H97ZM100 131V130H99ZM124 131V130H123ZM142 131V130H141ZM217 131V130H216ZM93 132V131H92ZM146 132V131H145ZM171 132V131H170ZM189 132V131H188ZM99 132H97V134H98ZM115 133H116V131H115ZM119 133H120V131H119ZM165 133H166V131H165ZM192 133V132H191ZM195 133H196V131H195ZM217 133H218V131H217ZM95 134V133H94ZM110 134V133H109ZM101 135V134H100ZM99 135V136H100ZM115 135V134H114ZM144 136H145V134H143ZM151 135V134H150ZM162 135V134H161ZM170 135V134H169ZM168 135V136H169ZM188 135H190V134H188ZM224 135H226V136H224ZM92 136V135H91ZM112 136H113V134H112ZM167 136V135H166ZM174 136V135H173ZM183 135H181V137H182ZM93 137V136H92ZM109 137V136H108ZM141 137V136H140ZM154 137H156V136H154ZM223 137V138H222ZM99 138V137H98ZM126 138V137H125ZM151 138H153V137H151ZM150 138V139H151ZM160 138V137H159ZM189 138V137H188ZM197 138V137H196ZM198 138H199V136H198ZM225 138L226 139H231L232 141H233V143H230V142H232L231 140H229L230 142H227L226 140H225ZM88 140L90 139V138H87ZM100 139V138H99ZM114 139V138H113ZM127 139V138H126ZM140 139V138H139ZM142 139V138H141ZM144 139V138H143ZM167 139H170V137H168ZM185 139V138H184ZM212 139L214 140V139H216L217 141H218V143H217V141H216V145H218V146H216V147H214V146H212V143H211V141H212ZM222 141H221V140ZM225 141H224V140ZM109 140V139H108ZM112 140V139H111ZM110 140V141H111ZM149 140V139H148ZM171 140V139H170ZM211 140V141H210ZM85 141V140H84ZM90 141V140H89ZM115 141V140H114ZM124 141V140H123ZM128 141V140H127ZM139 141V140H138ZM142 140H140V142H141ZM151 141L152 140H150L149 141V144H151ZM182 141H184V140H182L181 139V142ZM185 141H187V137H186V140ZM220 141V142H219ZM235 141V142H234ZM92 142V141H91ZM90 142V143H91ZM94 142V141H93ZM97 142V141H96ZM130 142H131V140H130ZM153 142V141H152ZM155 142V141H154ZM156 142H158V140H156ZM162 142V141H161ZM167 142H168V140H167ZM174 142V141H173ZM176 142V141H175ZM180 142V141H179ZM178 142V144H181V142L179 143ZM192 142V141H191ZM196 142V141H195ZM82 143V142H81ZM95 143V142H94ZM103 143V142H102ZM114 143V142H113ZM148 143V142H147ZM164 143V142H163ZM184 143V142H183ZM214 143V142H213ZM97 144V143H96ZM118 144V143H117ZM122 144V143H121ZM126 144H127V142H126ZM155 144V143H154ZM157 144V143H156ZM174 144V143H173ZM176 144V143H175ZM80 145V144H79ZM108 145H111V143H109ZM153 145V144H152ZM161 145V144H160ZM183 145V144H182ZM77 146V145H76ZM82 146H83V144H82ZM100 146V145H99ZM106 146V145H105ZM104 146V147H105ZM122 146V145H121ZM149 146V145H148ZM178 146V145H177ZM176 146V147H177ZM185 146V145H184ZM53 147H55V146H53ZM79 147V146H78ZM111 147H112V145H111ZM156 146H154V148H155ZM157 147H158V145H157ZM180 147H182V146H180L179 145V147H178V150H179V148ZM50 148V147H49ZM58 148V147H57ZM91 148V147H90ZM93 148V147H92ZM107 147H105V149H106ZM115 148V147H114ZM127 148V147H126ZM142 148V147H141ZM152 148V147H151ZM159 148V147H158ZM173 148V147H172ZM174 148H175V145H174ZM184 148L182 147L181 149L182 150H184ZM157 149V148H156ZM168 149V148H167ZM192 149V148H191ZM48 150V149H47ZM57 150V149H56ZM104 150V149H103ZM107 150V149H106ZM122 150V149H121ZM130 150V149H129ZM137 150V149H136ZM139 150V149H138ZM150 150V149H149ZM153 152H154V150L155 149H151ZM151 150H150V152H151ZM173 150V149H172ZM175 150V149H174ZM46 151V150H45ZM75 151H77V150H75ZM74 151V152H75ZM86 151V150H85ZM119 151V150H118ZM116 149H113V148H109V153L111 154L110 155V157H109V159L108 160H106L105 161V164L104 165H101V166H95L96 165V163L98 162L99 164H97V165H100V163H102V161L103 160H105L104 158L103 159H101L102 157L101 156H97L96 155V157H94L95 159H97V161L94 159V158H91V159H94V161H96V163H94L93 162V166H91V167H93V168H95L96 170L97 169H101L102 170V172L103 173H105L103 176L105 177V175H106V173H107V175H108V178L109 179H112V180H110V185H108V186H113V185H122V186H124L123 184H125V182L127 183V181L129 180H127V177H125V174L124 173H121L120 171H118V173H117V175L115 174L116 173V165L120 162L119 161V158H121V157H119L120 155H123V153H121V154H119V152H118ZM156 152H158L157 150H155ZM171 151V150H170ZM55 152V151H54ZM57 152V151H56ZM79 152V151H78ZM83 152V151H82ZM121 152H123V151H121ZM156 152H154L153 153V157L150 159V162H151V160L152 161H154L155 162V160L153 159L154 158V154L156 153ZM161 151L159 150V153H160ZM174 152V151H173ZM173 152H172V154H173ZM177 152V151H176ZM175 152V153H176ZM46 154H48L47 152H45ZM76 153V152H75ZM74 153V154H75ZM147 153V152H146ZM159 153H157L158 155H156L155 157H157V156H159ZM170 153V152H169ZM174 153V154H175ZM185 155H184V154ZM76 154H78V153H76ZM75 154V155H76ZM151 154V153H150ZM166 154V153H165ZM179 154V153H178ZM195 154V153H194ZM216 155V158L215 157H213V158H215V160L214 159H211L210 158V155H212V156H214V155ZM45 155V154H44ZM61 155V154H60ZM81 155V154H80ZM87 155V154H86ZM145 155V154H144ZM177 155V154H176ZM191 155V156H190ZM209 155V156H208ZM63 156H64V154H63ZM164 156V155H163ZM224 156V157H223ZM62 157V156H61ZM74 157V156H73ZM126 157H128V156H126ZM146 157V156H145ZM161 157H162V155H161ZM160 157V158H161ZM166 157L167 158H170V157H168L167 155H166ZM165 157V158H166ZM179 156H177V158H178ZM197 157V156H196ZM220 157V158H219ZM222 157V158H221ZM49 158H50V156H49ZM63 158V157H62ZM148 158V157H147ZM147 158H146V161H147ZM174 158V157H173ZM172 157H171V159H173ZM176 158V157H175ZM174 158V159H175ZM217 158H219V159H217ZM224 158V159H223ZM48 159V158H47ZM64 159V158H63ZM90 159V160H91ZM127 159V158H126ZM128 159H130V158H128ZM148 159V160H149ZM156 160H157V158H155ZM163 159V158H162ZM174 159H173V161H174ZM182 159V158H181ZM50 160V159H49ZM98 160H100V161H98ZM160 160V159H159ZM167 160V159H166ZM165 159H164V161H166ZM218 160H220V161H217ZM93 161V160H92ZM145 161V162H146ZM169 161V160H168ZM171 161V160H170ZM182 161V160H181ZM187 161L189 162V163H187ZM33 162V161H32ZM91 162V161H90ZM126 162H129V161H127L126 160ZM131 162H132V160H131ZM136 162V161H135ZM140 162V161H139ZM143 162V161H142ZM157 162V161H156ZM156 162H155V165H156ZM163 162V161H162ZM161 162V163H162ZM172 162V161H171ZM216 162V163H215ZM221 163V164H217V163ZM104 163V162H103ZM123 163H125V162H123ZM137 163H138V161H137ZM165 163V162H164ZM142 164V163H141ZM147 165H148V163H146ZM146 164H145V167H146ZM150 165L152 164V162L151 163H149ZM159 164V163H158ZM171 164H176V166L174 165V166H172ZM127 165V164H126ZM129 165L131 166V165H133L132 163H129ZM150 165L149 166H147V167H150ZM153 165V164H152ZM161 164H159V166H160ZM188 165H186L185 166V168L188 166ZM33 166V165H32ZM128 166V165H127ZM129 166V167H130ZM140 166V165H139ZM142 166H143V164H142ZM158 166V165H157ZM182 166V165H181ZM90 167V170H92V168ZM137 167V166H136ZM144 167V166H143ZM182 167H184V165L182 166ZM189 167V166H188ZM187 167V168H188ZM226 167H227V164H226ZM34 168H35V166H34ZM154 168V167H153ZM157 168V167H156ZM159 168V167H158ZM197 168V167H196ZM197 168V169H198ZM53 169V167L50 165V162H42L41 163V165L39 166V168H38V170H39V172H38V177H37V180H40L41 178H43L46 174H48V172H50L51 170ZM119 169V168H118ZM152 169V168H151ZM150 169V170H151ZM94 170V169H93ZM154 170L156 171V169L154 168ZM173 170H172V172H173ZM181 170V174H180V176H182V177H184L186 174L185 173H182V172H184L185 170V172H188V175H186L184 178H181V177H177V174H178V172ZM182 170H184V171H182ZM192 170V171H191ZM25 171V170H24ZM98 171V170H97ZM152 171V170H151ZM158 171V170H157ZM156 171V172H157ZM192 172V173H190V172ZM33 172V171H32ZM90 173H94L93 171H89ZM120 172V173H119ZM158 172H160V174H158ZM157 172V176L158 175H161L162 177H164L165 179H166V177L168 178V176H167V174H168V172H166L167 174L165 175V176H163V174L165 173H163L162 171H161V169L159 170ZM163 174H162V173ZM196 172H198L196 175L194 174L193 175V173H196ZM228 172H229V170H228ZM23 173V172H22ZM153 174H155L154 173V171L152 172ZM33 174V173H32ZM34 174L36 175V170L34 171ZM60 174V173H59ZM64 174V173H63ZM100 174H102V173H100ZM124 174V175H123ZM183 174H184V176H183ZM200 174V173H199ZM225 174H227V173H225ZM224 174V175H225ZM259 174V175H258ZM264 174V173H263ZM34 175V176H35ZM97 175V174H96ZM106 175V176H107ZM150 175V174H149ZM156 175L154 176L155 177V179H157L156 178ZM168 175H170V174H168ZM201 175V176H202ZM23 176H25L24 174H23ZM67 176V175H66ZM65 176V177H66ZM93 176H95V174L93 175ZM102 175H100V177H101ZM102 176V180L104 179V177ZM172 176V175H171ZM172 176V177H173ZM200 176V177H201ZM206 176H203V177H206ZM209 176V175H208ZM215 176H213V179H215ZM228 176H229V174H228ZM262 176V175H261ZM161 177V178H162ZM170 177V176H169ZM203 177H202V179H203ZM35 178H36V176H35ZM69 178V177H68ZM72 178V177H71ZM74 178H76V176L74 177ZM107 178V179H108ZM128 178H129V176H128ZM147 178V179H148ZM171 178V177H170ZM169 178V179H170ZM174 178V177H173ZM192 178L190 177V180H192ZM228 178V179H227ZM255 178V179H254ZM264 178V177H263ZM106 179V178H105ZM134 179V178H133ZM132 179V180H133ZM155 179L154 180H152L153 182L155 181ZM160 179V178H159ZM163 179V178H162ZM161 179V181H162V184H164V179L162 180ZM178 179L176 180L175 179V181H178ZM188 179V178H187ZM197 179V178H196ZM249 179H250V182H249ZM259 179H261V177L259 178ZM258 179V180H259ZM68 180H70V179H68ZM85 180V179H84ZM127 180V181H126ZM172 180V178L170 179V181ZM219 180H220V182H219ZM236 180H238L237 178H236ZM82 181V180H81ZM166 181V180H165ZM170 181H166L165 182V184L167 183V182H169L168 184L169 185H171L170 183H172V182H170ZM172 181H174V179L172 180ZM180 181H178L177 183H176V185H178V183H180ZM194 181H197V182H199L198 183V185H201V186H198L197 185V182L196 183H194ZM206 181V182H205ZM254 183V184H251L252 182ZM260 181V180H259ZM84 182V181H83ZM86 182H88V181H86ZM108 182V181H107ZM134 182V185L133 186H135V183H137V181H133ZM191 182V183H190ZM205 182V183H204ZM212 182V183H211ZM261 182L262 183H264V179H263V181L261 180ZM89 183V182H88ZM174 183V182H173ZM173 183H172V185H173ZM238 183V182H237ZM245 183V182H244ZM102 184H104V183H102ZM130 184H131V180H130ZM130 184H129V186H130ZM133 184V183H132ZM131 184V185H132ZM140 184H142L141 182H140ZM150 184V183H149ZM156 184V183H155ZM161 184V185H162ZM166 185V186H168V187H165L164 185H162V186H164L165 187V189H167V188H169V185ZM248 184H250V186L248 185ZM70 185H71V183H70ZM105 185V184H104ZM103 185V186H104ZM152 185V184H151ZM195 185H197L198 187H200V188H202V189H200V188H198V189H196L195 187ZM246 185H247V187L249 186L250 187V189H249V187L247 188L246 187ZM69 186V185H68ZM72 186V185H71ZM95 186H96V183H95ZM99 185H98V182H97V187H98ZM121 186V187H122ZM128 185L126 186V187H129ZM137 186V185H136ZM138 186H139V184H138ZM138 186H137V189H139L138 188ZM141 186V185H140ZM141 187L142 189L144 188V187ZM150 186V185H149ZM173 186H175V184L173 185ZM193 186H195V187H193ZM244 186L246 187V189L244 188ZM262 186V185H261ZM263 186H264V184H263ZM262 186V187H263ZM106 187V188H105ZM105 187H104V190L103 189H100V188H96L95 187V189H97V190H95V192H94V187H92L93 189H91L92 190V195H90V196H92V200H91V203H92V205L94 204V205H99V204H97L100 200H101V198H102V196H103V194H108V195H110L109 194V192L107 193V191H111L113 188H111V190H108V189H110L109 187L107 188V184L105 185ZM126 187H125V189H126ZM176 187V186H175ZM102 188V187H101ZM115 188H116V190H118V188H117V186H115ZM159 188H160V186H159ZM178 188H180L181 190H182V188L180 187V185H179V187ZM189 188H194V189H196L197 191H193V189H189ZM82 189V188H81ZM107 189V190H106ZM122 189V188H121ZM120 189V190H121ZM131 189H132V191H137V189L134 187V188H132L131 187ZM130 188H129V190H131ZM134 189V190H133ZM155 189H152V190H155ZM164 189V190H165ZM184 189V188H183ZM200 189V190H199ZM248 189L249 190H251V192L250 191H248ZM86 190V189H85ZM84 190V191H85ZM105 190H106V192H105ZM151 190V191H152ZM188 190H189V192H191V193H189V198H194V199H188ZM202 190V191H201ZM77 191V190H76ZM83 191V190H82ZM114 191V190H113ZM112 191V192H113ZM119 191V190H118ZM114 191V192H117L118 193V195H115L114 193H113V196H116V198L114 197V200H115V202L116 201H118V198L117 197H119L120 199H119V201H125L126 199H129L130 198V195H132V193H134V192H130V191H128V193H131L130 195H128V194H126V196L128 197L129 196V198H127L126 196H125V193H127V192H125L124 191V194H123V197H120V195L123 193H121V191ZM126 191H127V189H126ZM167 191V190H166ZM199 191L201 192V194H199ZM81 192V191H80ZM194 192L196 193V194H194ZM211 193V196H210V193ZM136 193V192H135ZM134 193V194H135ZM139 193V192H138ZM142 193V192H141ZM164 193V194H163ZM193 193V195H191L190 196V194H192ZM251 193V194H250ZM105 194V195H106ZM112 194V193H111ZM120 194V195H119ZM140 194V193H139ZM144 194H146L147 195V197L148 198H146V196H144ZM176 194V193H175ZM184 193L182 192V194H180V195H183ZM199 194V195H198ZM257 194H258V197L260 196V199H257L258 197H255V196H257ZM136 195H137V193H136ZM142 195V194H141ZM195 195V197H193ZM200 196V195H202L201 196V199H200V201H199V199H195L196 198V196ZM253 195V196H252ZM255 195V196H254ZM84 196H85V194H84ZM111 196V195H110ZM110 196H109V200H108V198H107V201H106V197L107 196H105V200L104 201H106V203L108 202V201H110L111 199H112V196H111V199H110ZM198 196H197V198H198ZM83 197V196H82ZM124 197H126V199L124 198ZM137 197V196H136ZM140 197V196H139ZM142 197V196H141ZM140 197V198H141ZM143 197L141 198V201H144V199H143ZM164 197V196H163ZM180 197V196H179ZM186 197V198H185ZM251 197V198H250ZM122 198V199H121ZM132 198V197H131ZM130 198V200H132L133 202H131V204L133 203L134 204V206H135V204L136 205H138L137 204V202H138V199H137V201H134V200H136V199H133V198H135V196H133V198L131 199ZM139 198V199H140ZM167 198H169V196L167 197ZM91 198H89V200H90ZM100 199V200H99ZM103 199V198H102ZM123 199H125V200H123ZM113 200V199H112ZM171 200H173V199H171ZM175 200V199H174ZM188 200H191L190 202L192 203V204H197L196 206L194 205V206H192V204L190 205V202H186V201H188ZM196 200H197V202H196ZM255 202V204H258V203H256V201H258V200H260V204L258 205V209L256 210L257 211V213L255 214V213H253V214H255V215H253V217L255 216V217H257V214L258 215H260V216H258L257 218H256V220L255 221H253L252 220V218H251V221H249L248 219V221L247 220H245L244 218H242L243 217V215L242 214H244V212L245 211H247L248 210V208H250L249 206H252V204L254 203L253 201ZM87 201V200H86ZM103 200L100 202V204L102 203V202H104ZM121 201V202H122ZM128 201V200H127ZM149 201V200H148ZM201 202L200 203V205L201 206H199V202ZM247 201H250V202H247ZM57 202V201H56ZM59 202V201H58ZM62 202H64V201H62ZM61 202V203H62ZM88 202V201H87ZM121 202H120V206H121ZM123 202H122V204H123ZM135 202V203H134ZM139 202H140V200H139ZM152 202V201H151ZM151 202H150V204H151ZM167 204H166V203ZM181 202V203H180ZM247 202V203H246ZM251 202H253V203H251ZM65 203V202H64ZM110 203V202H109ZM119 203V202H118ZM125 203V202H124ZM128 203H129V205H123V207H122V209H123V211H129V212H127L126 213V211L124 212V213H122V216L121 217H124V219L127 217V218H130L131 219V217H133V216H131V217H129L130 216V214L132 215L133 213H135V215H134V217H136V215H138V217L139 218H141L140 220L142 221V218H143V216H142V211H144L145 209H146V207L144 208V210H143V205L141 206L140 204H142V203H140L139 204V206H137L138 207V209L137 208H135L134 210H132L133 208L132 207H130V208H128L131 204H130V201H128ZM127 203V204H128ZM182 203H186V204H188V205H186L185 206V208H183V205L184 204H182ZM245 203H246V205H247V207H245L246 205H245ZM248 203L249 204H251V205H249L248 206ZM60 204V203H59ZM70 203H68V205H69ZM73 205H74V203H72ZM110 204H112V202L110 203ZM109 204V205H110ZM115 203H114V201H113V205H110V206H113L114 208H115V210L117 209V207H116V205H114ZM182 204V205H181ZM57 205H58V203H57ZM63 205V204H62ZM67 205V206H68ZM89 205H91V204H89ZM105 205V204H104ZM181 205V206H180ZM245 205V206H244ZM254 205V204H253ZM56 206V205H55ZM54 206V207H55ZM67 206H65V207H62V208H66V209H64V212L66 213V215L68 214V215H73V216H77V215H79V214H81L82 215V213H83V211H84V213H86V210L83 208V207H81V208H79V206L77 207V206H73V207H71V206H69V208L67 207ZM109 206V207H110ZM131 206H133V205H131ZM133 206V207H134ZM256 206V205H255ZM48 207V206H47ZM52 207V206H51ZM51 207L49 206V209H48V214H49V212H52V209H53V207H52V209H51ZM58 207V206H57ZM77 207V208H76ZM101 207H103L102 206V204H101ZM109 207L107 208L106 207V205H105V207L104 208H106V210H110L109 212H113V211H111V207H110V209H109ZM182 209H180V208ZM245 207V208H244ZM100 209V207H96V209ZM104 208H101V209H104ZM140 208L142 209V211L140 210ZM152 208H154V207H152ZM176 208V209H175ZM84 209V210H83ZM130 209V210H129ZM181 210V212H180V210ZM244 209H247V210H244ZM253 208H251L250 210H252ZM112 210H113V208H112ZM138 210H139V212H138ZM234 211V212H236V213H234V214H237L236 216H234V214H233V216H234V218H233V216L231 215L232 214V211ZM244 210V212L242 213V211ZM250 210L249 211H247L248 213L250 212ZM45 211V212H46ZM63 211V210H62ZM61 210L59 211L60 213L62 212ZM122 211V210H121ZM122 211V212H123ZM131 211H134V212H131ZM140 211H141V213H140ZM149 211V212H150ZM157 211H158V209H157ZM183 211V212H182ZM187 211V212H186ZM93 212V211H92ZM102 212H103V210H102ZM109 212H108V215H106L105 216V222L104 223H107V221H108V226L106 225V226H104L105 224L104 223H102L101 225H103L104 226V228H103V230L105 229V228H107V227H109L110 226V224H111V226H115V225H112V223L113 222H116L117 223V221H119V219H122L121 217H120V215H119V217L120 218H118L117 216V221H116V218L113 220V222L110 220L109 221V219H112V216L110 217L109 216ZM115 212V211H114ZM118 212H120V211H118ZM117 212V213H118ZM138 212V213H137ZM149 212H148V214H149ZM163 212H164V214H163ZM168 212H169V214H168ZM172 212V213H171ZM63 213V212H62ZM83 213V215H84V217H85V214ZM95 213V212H94ZM104 213H106L107 214V212H105V209H104V212H103V214ZM121 213V212H120ZM144 213L145 212H143V215H144ZM176 213H178V214H176ZM196 213V214H195ZM197 213L200 215L199 217H201L200 219H202V221H199L198 219H197V217H198V215H197ZM246 213V212H245ZM95 214H97V213H95ZM99 214V213H98ZM97 214V215H98ZM111 214V213H110ZM172 214V215H171ZM94 215V214H93ZM93 215H92V217H93ZM96 215V216H97ZM147 215V214H146ZM195 215V216H194ZM197 215V216H196ZM248 215V214H247ZM80 216V215H79ZM88 216L91 218V216H90V214L88 213ZM99 216H101V215H99ZM142 216V217H141ZM145 216V215H144ZM231 216V218H233V220L235 221V224H236V227H234V225H233V223L234 222H232L231 224H230V226H228V224L230 223V219L228 218V217H230ZM81 217V216H80ZM102 217V216H101ZM132 218L133 220H130V221H135L134 223L132 222V223H130L129 222V219H127L128 221V223H130V227H129V224H128V226H127V223L124 221V219H122V223L124 222L125 223V226H127V227H129V228H127V229H129L128 231H130V228L131 227H133L134 225L136 226V220H139V218L138 219H136V218ZM145 217H147V216H145ZM144 217V218H145ZM148 217H149V215H148ZM150 217H151V215H150ZM195 217V220L197 219V221H195V220H193V218ZM68 218V217H67ZM100 218V217H99ZM114 218V217H113ZM175 220H174V219ZM246 218V217H245ZM93 219H94V221H95V219H96V217H93ZM134 219H136V220H134ZM160 219V218H159ZM159 219L157 220V221H159ZM162 219H160L161 221H162ZM165 219H166V217H165ZM164 219V220H165ZM241 219H244L245 221H247V222H244V221H239V220H241ZM65 220V219H64ZM66 220H68V219H66ZM69 220H70V218H69ZM81 220V219H80ZM103 220V221H104ZM107 220V221H106ZM146 220V219H145ZM144 220V221H145ZM150 220V219H149ZM180 220V221H179ZM71 221V220H70ZM93 221V220H92ZM91 220H89V222H92ZM93 221V222H94ZM155 221V220H154ZM154 221H152L154 224H156L157 225V223H155ZM166 221H168V220H166ZM172 221V222H171ZM178 221V222H177ZM229 221V222H228ZM232 221V220H231ZM73 222V221H72ZM76 222V221H75ZM81 222V221H80ZM140 222V221H139ZM148 222V221H147ZM150 222V221H149ZM164 222V221H163ZM96 222H94L93 224H95ZM119 223V222H118ZM136 223V224H135ZM142 223V222H141ZM152 223V224H153ZM160 223V222H159ZM165 223H167V222H165ZM115 224V223H114ZM120 224V223H119ZM143 224V223H142ZM147 224V223H146ZM151 224V223H150ZM153 224V225H154ZM79 225V224H78ZM90 225H92V224H90ZM98 225H100V223L98 224ZM101 225H100V228H99V226L97 227L98 228V230H100V229H102V227H101ZM118 225V224H117ZM132 225V226H131ZM141 225V224H140ZM139 225V226H140ZM175 225L176 224H174L172 227H175ZM231 225H233V227L231 226ZM262 225V226H261ZM5 226V225H4ZM7 226V225H6ZM5 226V227H6ZM9 226L11 227V225L9 224ZM12 226H14V225H12ZM97 226V223H96V225H92L91 227L93 228V227H96ZM125 226H123L122 228L120 227V229H119V231L120 230H122V229H124L125 228ZM148 226V227H147ZM151 226V225H150ZM149 225H146V229H147V232L149 233V231H148V229L150 230L151 229V231H152V227L153 226H151L150 227ZM158 227H159V232L160 231H162L163 229H165L163 226H162V230H161V226H159V224L157 225ZM178 227H179V225H177ZM4 227V228H5ZM118 228H119V225L117 226ZM144 226H142V228H143ZM150 227V228H149ZM177 227V228H178ZM180 227H179V229H180ZM198 227H196L195 229H197ZM9 228V227H8ZM91 228V231L93 230ZM110 228V227H109ZM108 228V229H109ZM138 228V227H137ZM145 228V227H144ZM176 228V227H175ZM186 228V229H185ZM215 228H220V229H215ZM224 228L226 229L224 232H223V230H224ZM10 229V228H9ZM31 229V228H30ZM33 229V228H32ZM111 229V228H110ZM117 229V228H116ZM115 229V230H116ZM132 229V228H131ZM135 229V228H134ZM189 229H188V231H185V232H190L189 231ZM215 229V230H214ZM13 230V229H12ZM11 230V231H12ZM103 230L101 231H99L98 232V234H99V236H102L103 235ZM138 230H139V228H138ZM141 230V229H140ZM142 230H144V231H146L145 229H142ZM140 231L141 233L143 232V231ZM154 230H157V228L155 229V226H154ZM216 230H220L219 232L218 231H216ZM10 231V230H9ZM38 231V230H37ZM36 231V232H37ZM110 231V230H109ZM118 231V230H117ZM151 231H150V233H151ZM171 231H173V232H171ZM170 231V229H169V232L168 233H170L171 232V235H172V233H174V232H176L175 231V229L173 230V228H172V230ZM196 231V230H195ZM4 232V231H3ZM6 232H7V230H6ZM34 232V231H33ZM95 232H96V230L95 231H93L92 232V234L94 233L95 234ZM100 232H102V234L100 233ZM104 232H107V234H109V232L107 231V230H105ZM114 232V231H113ZM122 232V231H121ZM124 232V231H123ZM136 231H134V233L133 234H137V233H135ZM157 232H158V230H157ZM159 232H158V234H159ZM180 233L182 232V231H179ZM184 231H183V233H181V236H182V234H184L185 233ZM198 232H200L199 234H198ZM22 233H23V231H22ZM27 233H29V232H27ZM110 233H112V232H110ZM119 233V232H118ZM125 233V232H124ZM123 233V234H124ZM128 233V232H127ZM148 233H144V234H147V236H149L150 234H148ZM155 233H156V231H155ZM155 233H151V235H154V238H155ZM163 233H164V230H163ZM167 233V235L166 236H168L169 237V234ZM177 233V232H176ZM193 233H195V232H193ZM4 234V233H3ZM10 234V233H9ZM38 234V233H37ZM91 234V233H90ZM89 234V235H90ZM97 234V233H96ZM101 234V235H100ZM106 234V237L108 236ZM120 234V233H119ZM122 234V233H121ZM120 234V235H121ZM129 234H130V232H129ZM143 234V235H144ZM161 234H162V232H161ZM165 234H166V231H165ZM186 234L187 233H185L184 235H183V237H182V239L186 236ZM191 234V232L188 234V235H190ZM8 235V234H7ZM13 235V234H12ZM11 235V236H12ZM14 235H17V234H14ZM22 235V234H21ZM33 235V234H32ZM36 235V234H35ZM125 235H127L126 233H125ZM124 235V236H125ZM138 235L139 236H141L140 235V233H138ZM164 234H162V237L164 238V236H163ZM170 235V236H171ZM191 235H193V236H195L194 234H191ZM92 236V235H91ZM105 236V235H104ZM114 236V238H116L115 236L116 235H113ZM123 235H121V238H120V240H119V242L123 239V241H124V238H126L127 236H125L124 238L122 237ZM131 236H133V235H131ZM135 236V235H134ZM133 236V237H134ZM146 235H145V237H147ZM156 236H158L157 234H156ZM161 235L159 234V236L158 237H160ZM177 236V237H176ZM179 236V237H178ZM13 237V236H12ZM20 237V236H19ZM19 237H18V239H19ZM89 236H87V238H88ZM94 237H95V235H94ZM93 237V238H94ZM96 237H98V236H96ZM103 237V236H102ZM105 237V238H106ZM120 237V236H119ZM136 237V236H135ZM142 237V236H141ZM141 237H136V238H138V240H136L137 241V243L139 242V241H141L140 239H142ZM157 237V238H158ZM167 237V238H168ZM172 237V236H171ZM192 237V236H191ZM190 237V238H191ZM247 238L246 239V241H245V239L244 238ZM29 239H30V236L28 237ZM118 238V237H117ZM135 238V239H136ZM140 238V239H139ZM148 238H150V236L148 237ZM151 238H153V236L151 237ZM163 238H158V239H156V241H159L160 239L161 240H165V239H163ZM170 238V237H169ZM174 238H176V239H179L180 238V234H176V235H174L173 234V239ZM187 238V237H186ZM185 238V239H186ZM189 238V237H188ZM189 238V239H190ZM195 238V237H194ZM198 238V237H197ZM197 238H195V240H194V243L196 242L197 243ZM31 239H34V237L32 236V238ZM90 239V238H89ZM95 239V238H94ZM94 239L93 240H91V241H93V243H94ZM98 239V238H97ZM104 239V238H103ZM109 239H111V240H109ZM109 239H107L108 240V243H107V245L108 244H110V243H112V238H111V236H110V238ZM128 239V238H127ZM129 239H131V237H129ZM135 239H133L132 240V242L135 240ZM197 239V240H196ZM206 239V238H205ZM26 240V239H25ZM88 240V239H87ZM116 240V239H115ZM114 240V241H115ZM126 240V239H125ZM171 240H172V238L171 239H169V240H167L166 241V243L168 242V243H171ZM191 240H192V238H191ZM191 240H189L190 241V243H189V241L187 242V240H185L187 243H186V245H187V247H188V245L189 246H193V245H195L194 243L192 244V241ZM200 240V239H199ZM199 240H198V243H201V242H199ZM34 241V240H33ZM90 241V242H91ZM99 241V240H98ZM102 241V240H101ZM104 241V240H103ZM109 241H111L110 243H109ZM129 241H131V240H129ZM144 241V240H143ZM142 241V242H143ZM177 241V240H176ZM181 240H179V241H177L178 243H176L175 242V240L174 241H172V243H174L173 244V246L175 247V246H178V248L177 247H175V249L177 248V250L179 251L180 249H179V247H183V244L185 245V241L183 242V244L182 243H180V245H179V242H180ZM80 242H82V240L80 241ZM79 242V243H80ZM95 242H97L96 240H95ZM165 243V241H162V242H160V243ZM182 242V241H181ZM205 243H206V241H204ZM210 242V243H211ZM98 243V242H97ZM104 243H105V241H104ZM114 243H115V245H114ZM113 243V245H114V247H116L117 246V244H118V242H117V240H116V242H114ZM117 243V244H116ZM121 243V242H120ZM125 243V242H124ZM128 243V242H127ZM126 243V244H127ZM134 243V242H133ZM136 242H135V244L137 245V247H138V250H139V245L141 244V245H144V246H140V248H142L143 250H144V248L146 247L147 249H148V244L149 243H147L146 244V242H145V244L143 243H138L137 244ZM165 243V246L166 247H169V249H170V245H172V244H169V246H167L168 245V243L166 244ZM81 244V243H80ZM90 244V243H89ZM123 244V243H122ZM121 244V246L118 244V246H120V247H122L121 248V250H122V252L121 253H125V251H126V249H129V247H126V246H129V245H126L125 247V251L123 250V245ZM129 244V243H128ZM176 244V245H175ZM182 244V245H181ZM202 244V243H201ZM200 244V245H201ZM213 244V243H212ZM69 245V244H68ZM92 245V244H91ZM96 245H98V244H96ZM103 245V244H102ZM107 245H106V247H107ZM112 245V244H111ZM112 245V246H113ZM131 246H133L132 244H130ZM163 245V244H162ZM196 245H199V244H196ZM207 245H211V244H209V243H207ZM94 246V248H95V245H93ZM99 246H100V244H99ZM109 246V245H108ZM112 246H110V247H112ZM135 246V245H134ZM173 246H171V247H173ZM203 246H204V244H203ZM203 246H201V248L203 247ZM206 246V245H205ZM216 246V245H215ZM215 246H213V249H216L215 248ZM82 247V246H81ZM80 247V248H81ZM97 247V246H96ZM106 247H102L103 248V250L105 249L106 250ZM136 247V248H137ZM152 247V246H151ZM155 246H153V248H154ZM173 247V248H174ZM207 247H210V246H206V248H202L201 250H203V251H205V249H207ZM76 248V247H75ZM94 248H92V251H93V249ZM101 248V247H100ZM117 248V249H116ZM115 249H116V254H118L119 253V255H117V257H119V256H121L120 255V252H118L117 253V250L119 251L120 249H118L119 247H116ZM130 248H134V247H130ZM184 248V247H183ZM194 248V247H193ZM217 248V249H218ZM67 249V248H66ZM71 249H73V248H71ZM78 249V248H77ZM109 249H111V248H109ZM150 249V248H149ZM149 249L147 250V251H149ZM156 248H154V250H155ZM168 249V248H167ZM172 249V248H171ZM171 249H170V251H171ZM175 249H172V250H175ZM182 249V248H181ZM185 249H186V246H185ZM184 249V250H185ZM189 249V248H188ZM212 249V250H213ZM80 250V249H79ZM112 250V249H111ZM110 250V251H111ZM120 250V251H121ZM133 250V252H134V249H130V251H132ZM137 250V251H138ZM142 250V251H143ZM146 250V249H145ZM153 250V249H152ZM161 249H158V251H160ZM183 250V249H182ZM183 250V251H184ZM209 250H211V249H209ZM83 251V250H82ZM114 251V250H113ZM112 251V252H113ZM124 251V252H123ZM137 251H135L136 252V254H137ZM141 251V250H140ZM157 251V250H156ZM163 251V250H162ZM161 251V252H162ZM186 251H187V249H186ZM189 251H187V252H189ZM199 251H200V249H199ZM208 251V250H207ZM207 251L204 253V254H208L207 253ZM68 252V251H67ZM100 252V251H99ZM105 252H107L108 253V249H107V251H105ZM112 252L110 253L111 255H112ZM115 252H113V253H115ZM146 252V251H145ZM180 252V251H179ZM179 252H177L176 254H177V257H179V258H183L182 260H184L186 263H187V261H189V260H187L186 258H185V256H182V253L183 252H181L180 254H181V256H178L179 255ZM185 252V251H184ZM209 252V251H208ZM23 253V252H22ZM84 253V252H83ZM102 253H103V255H104V252L102 251ZM127 253L129 254L130 252H128L127 251ZM126 253V254H127ZM140 253V252H139ZM153 253H154V251H153ZM165 255H167L165 252H163ZM200 254H198L197 256L200 258L202 255H204V254H201V253H203V252H199ZM213 253V252H212ZM97 253H95V255H96ZM115 254V255H116ZM152 254V253H151ZM176 254H172L173 256H176ZM184 254V253H183ZM185 254H186V252H185ZM184 254V255H185ZM217 254V253H216ZM23 255H24V253H23ZM73 255V254H72ZM71 255V256H72ZM98 255V254H97ZM103 255H100V256H103ZM125 255V254H124ZM123 255V256H124ZM141 255H142V252H141ZM140 254H139V256H141ZM146 255V254H145ZM169 255H170V253H169ZM171 255V256H172ZM186 255H188V257H189V254L187 253ZM70 256V255H69ZM70 256V257H71ZM109 256V253H108V255H107V257ZM132 256V257H131ZM143 256V255H142ZM152 256V255H151ZM168 256V255H167ZM206 256V255H205ZM204 256V257H205ZM103 257H105V256H103ZM111 259H113L112 257H113V255H112V257L111 256H109ZM125 257V256H124ZM126 257H127V255H126ZM125 257V258H126ZM131 257V258H130ZM145 258H146V256H144ZM170 257V256H169ZM203 257V258H204ZM1 258V257H0ZM98 258V257H97ZM102 258V257H101ZM101 258H99V259H101ZM148 258H149V256H148ZM151 258V257H150ZM185 258V259H184ZM223 258H224V260H223ZM67 259H68V257H67ZM71 259H72V257H71ZM92 259V258H91ZM95 259V258H94ZM94 259H93V261H94ZM98 259V260H99ZM108 259V258H107ZM120 259V258H119ZM122 259V258H121ZM124 259V258H123ZM122 259V260H123ZM126 259H128V258H126ZM97 259H95V261H96ZM116 260H118V259H116ZM115 260V263L117 262ZM121 260V261H122ZM129 260V261H128ZM127 261H128V264H131L132 263V261H134V260H136V262H134L135 264H144V263H141V261H140V259H139V257L137 256V257H135V254L134 255H130L129 256V259H128ZM144 260V259H143ZM151 261H152V259H150ZM160 259H158V260H156V264H157V262H160L159 261ZM176 260V261H175ZM179 261V259H175V257H174V261L175 262H178ZM69 261V260H68ZM93 261H92V264H93ZM95 261H94V263H95ZM106 259L103 261V263H107V261H109V260H107L106 262ZM111 261V262H110ZM109 262H110V264H113V262L112 261H114V259L113 260H110ZM119 261V260H118ZM120 261V262H121ZM125 261V260H124ZM123 261V262H124ZM223 261V262H222ZM49 262V261H48ZM65 262H67V261H65ZM82 262V261H81ZM148 262V261H147ZM150 262V261H149ZM148 262V263H149ZM155 262V260L152 262V264ZM161 262H162V260H161ZM174 262V263H175ZM185 262H184V264H185ZM192 262H194V263H192ZM64 263V262H63ZM100 263V262H99ZM122 263V262H121ZM126 262H124V264H125ZM134 263H132V264H134ZM189 263V262H188ZM187 263V264H188ZM39 264V263H38ZM58 264V263H57ZM60 264V263H59ZM89 264H91V262L89 263ZM102 264V263H101ZM118 264H120V263H118ZM151 264V263H150ZM170 264V263H169ZM178 264H180V263H178ZM181 264H182V261H181Z\"/></svg>","mask_w":264,"mask_h":264},{"label":"rangeland","instance_id":"374dc122","mask_svg":"<svg viewBox=\"0 0 264 264\" xmlns=\"http://www.w3.org/2000/svg\"><path fill=\"white\" fill-rule=\"evenodd\" d=\"M191 1V5H190V2ZM198 3H197V2ZM202 1V0H201ZM208 1V0H207ZM224 1V3H225V5H226V2L227 3H230L231 2V0H222L221 2H223ZM234 0H232V2H233ZM239 1V4L240 5H238L239 7H237V4H238V2L235 0V2L234 3H230L231 5H230V9H231V7H232V11H233V13H234V15H233V13H231V10H230V12L228 11V13L230 14V15H232V17L230 18V20L232 19V18H236L238 15H237V12H238V8H241L243 5L242 4H244V3H248V2H250L251 0H249V1H246V0H241V2H240V0H238ZM252 1H254L253 3H256V2H258V3H256V4H254V7L252 6V7H250V5H253V3H252ZM251 1V3H248L247 5H244L243 6V8L245 9L246 8V6H247V11H246V9L244 10V9H239L240 11H239V13H241L240 15H242V16H240V18L238 17L237 19H241V21L240 20H238V22H239V31L241 30H245L246 29V31H242V33H239V36H238V39H239V41L240 40H243V38H245V36H243L244 35V33H247V35L249 34L248 32H250V34H252V36H254L253 38H252V41L249 43L250 45H248L249 47L247 48V50H244L243 51V53L240 55V57H239V64H238V69L236 68L237 67V65L235 64V65H233V68L235 69L234 71H231V75L229 74L230 73V71H228V75H227V77H226V70H229V69H231V66L229 67V65H231L232 63L231 62H228V65L227 66H225V64H224V67H222V65H218V66H221V68L220 69H222L223 71H222V73L224 74H218V75H215V74H213L212 75V73H211V75H210V73L208 74L207 73V75H209V76H214V77H212V78H209L208 76L206 77V74H204V76L203 77H205V78H207V79H205V78H202V73H199V75L198 74H196V73H198V72H196V71H199V69L198 68H195V64H197L198 66H199V64H200V66H201V68L203 69V65L205 64V59H204V57H202V56H200V59H199V57L197 56L198 54H191V52H187V54L189 55H187V58H189L188 60H186L187 58L185 57V59L183 60V52L182 51H180V52H182V53H178V52H174L175 53V55H174V61L173 62H175V61H177L175 64H176V68H174V72L176 73H174L173 75L172 74H169L168 75V80H167V84H168V88H169V90L168 91H160V92H158V94H159V97H160V103L158 104V106L159 107H161L162 106V104H163V102L165 101V100H167V104L169 103V100L172 98L173 100H174V98L172 97L174 94V96L176 97L175 98V104L173 103L174 101H172V107H173V105H175L174 106V108L173 109H170V107L168 108V110H165V106L163 105L162 106V108H163V111H162V109H160V111H162V112H159V114H158V116H159V118L160 119H164L165 118V115H166V117L168 118V116H167V114L169 115V118H168V120H166V118H165V122H163V123H156L157 125V127L155 126V123L153 122V123H147V122H143V123H137L138 124V127L139 128H137V126H135L134 127V124L135 123H130V122H126V123H120V122H116V123H114V122H100V123H97V124H90V126L89 127H87V128H82V127H79V128H77L78 129V131L80 132L79 133V135L81 136V135H89V133H88V130H91V127H92V125H94V138H92V137H89L90 139V141L87 139V138H83V137H79V138H66V136L67 135H70V132H67V131H63V133H62V137L61 138H59V139H57V140H54L55 142H47V144L45 145V149H44V151L46 150V152L48 153V154H43V157L45 158V157H47V156H49V154H55V156H56V159L57 160H59V161H61L58 165H57V167L59 166V165H61V163L63 164V163H65L66 161H68V160H76V162H77V165H78V169L77 170H73V171H71L72 173H74L75 175H77L78 176V178L76 177L75 179H76V187H63V188H61L60 190L62 191V195H66V196H71V198L72 199H74V200H76V202H73V201H71V202H69V201H66V199L65 198H60V199H62L64 202H62V203H60V201L58 202V205H56L57 203H52L51 205H50V207L52 206L53 207V209H52V207H51V209H52V212H49V214L50 215H54L55 214V212H57V209H59L58 210V212L60 211V210H63L61 213H62V216L65 218V220L64 219H62V223L63 224H65V225H67L70 229H72V230H74V234H72V235H70V236H68V237H66L67 238V242L65 243V245L63 246V249L62 250H60V253H59V255H57V257H54L53 258V260H52V262L50 263V264H89L90 262H91V264H92V261H93V259L95 258V259H97L96 261H95V259H94V261H95V263H94V261H93V264H105V263H103V261L106 259V261L107 260H113L114 259V261H112L113 262V264H118V263H120V264H124V262H126L125 264H128V259H129V256L130 255H134L135 254V257H139V259H140V261H141V263H144V264H152V262L155 260V262L153 263V264H156V260H158V259H160L159 261L160 262H157V264H178V263H180L181 264V261H182V264H184V260H182L183 258H179V257H177V252H179V255L178 256H181V252H183L184 254H185V252H186V254L188 253L189 254V257H188V255H184L183 253H182V256H185V258L187 259V260H189L190 259V257L192 256V255H194L196 252H198V253H196L194 256H195V259L192 257V259L196 262L198 259V262L200 261V259H201V261H203V260H205V258H207L209 255H211V254H213V255H215V257L216 258H218L219 256V254L218 253H221L222 252V250L221 249H219L218 247H217V244L219 245V243H217L216 244V242H211V241H207V240H210V237H205L204 238V236H202L201 238H199L200 237V235H197V230H200L201 231V229H199L200 228V226L198 227V226H196V227H198L197 229H195L196 227H194L193 228V232H195V233H193L191 230L192 229H189V231L191 232V234H196L195 236H193V235H188L190 232H185V231H188V229L187 230H184L183 228V226L181 225V227H180V224H177V223H174V224H176L175 225V227H172L173 225H168V222L170 221L169 219H171L172 220V216H174L175 215V212H177L178 211V208L176 209L177 211H174V210H170V211H172L171 213L173 214H171L172 216H170V214H169V212H168V214L169 215H163V218L165 219V217H166V219L164 220V219H162V217H159L160 219H162V221L159 219V218H153V220H151V218H152V213L154 212V210H155V207H156V203L154 202V204H153V200H150V199H152V198H154L155 196H157L158 194H159V192L160 191H158L159 189H161L162 190V187L165 189V187H168V186H166L169 182H167L166 184H165V182L166 181H170V179L172 178V180L174 179V181H170V182H174L173 183V185L175 184V186H173L172 185V183H170L171 185H169V188H167V189H163L161 192H165V194L161 197V196H159V197H157V198H159V199H163L164 198V200H168L169 201V203L170 204H172V206H173V204L174 203H172V202H174L175 201V204H174V207H175V205L177 206V205H179V199H181V197H182V199L180 200L181 202H182V200L184 199V195H187L185 192H187V189H188V185H186V187H185V184H181L182 182L183 183H188V181H192V183L191 184H193V179L195 178V180H198L199 181V179H201V182L199 183V182H197V181H194V183H196L197 182V185H198V183L199 184H201V185H198V186H201L202 188H203V183H202V180L204 181V179H207L206 181H207V183L208 182H210V180L208 181V179L209 178H207V177H210V174H211V176H212V178H210V179H212V182H215V183H217L218 182V178H220V180L222 179V177H220L221 175L223 176V177H229V181H231L230 179L232 178V176L235 178V181H233V182H235L236 184H240L241 183V185L242 184H247L248 183V180L245 178V180H244V178H242L241 180H242V182L239 180V178L236 176V174H232V175H230V167H232V166H229V165H232V164H228V163H226L227 164V167H226V164H224V162H223V166L222 165H220L221 167H220V171L221 172H219V173H221L220 175H219V177H217V176H215L216 174H213L212 172L209 174V173H206L207 174V176L204 174V175H202V172H203V170H202V172H200L199 171V168H198V165L196 166L195 165V169L197 170V171H199V173L198 172H196V173H193V175L195 174H197V175H199V179H198V177H197V175L196 176H193V178H192V175L190 174L189 176L192 178V180H190V177H188V176H186V175H188V172H185L187 169L189 170V169H191L192 168V170H194L193 172H195V169H193V166L190 168V166L191 165H188V164H186L185 162H186V159L188 160V157L186 158V155L187 156H189V152H190V154H192V155H194V156H191V157H194V158H198V157H201V156H198V154H201V153H199V152H201V151H199L200 149L198 148L199 147V145H197L198 143V140H195V139H199V141H201V138H193L191 141L189 140V138H187V141H185L186 140V111L184 110V109H186V105L187 106H190V107H197V110H198V106H202V101H203V105L205 106V103H206V108L208 107L207 106V101L206 100H209L210 102H208V104L210 103L211 104V99L213 98V97H215L216 98V96H213V95H211L212 93L214 94H217V98L219 99H221V102L220 101H218V99H216L217 100V102H220V103H215V98H213L212 100H214V103H213V101H212V104H211V106H213L214 107V105L215 104H217L218 106H216V108H220V104L224 101V104H226V102H227V104H228V108H229V110L230 109H233L234 107H235V105L232 107L231 105L234 103V102H232L231 101V96H230V93L229 92H231V91H229L230 89H231V86L233 85L232 83H233V81L235 80V78H237V80H238V77L239 78H241V80H243L244 82H248L249 80H247L249 77H250V75H248V73H246L247 72V70H248V68L251 66V65H255V63H254V60L253 61H251L252 63H250V57L248 58V60H247V58H245V60H244V57H246V54H247V52L248 51H251L252 52V49H254L253 47H256L255 45H257V40H260L261 39V36L263 35L262 33H264V24H263V26H262V24H261V22L262 23H264L263 21H264V9H262V6H263V8H264V0H252ZM215 2H220V1H217V0H215ZM220 2V3H221ZM237 2V3H236ZM244 2V3H243ZM261 2V3H260ZM188 3H189V6H188ZM202 3H204V4H201L200 3V0H186V10L187 9H189V10H187L188 12H190L189 14L186 12V14H188L189 16H188V20H189V17H190V19L192 18L191 17V15H193L196 11H197V8L198 7H200L201 8V10H203L204 11V9H206V6H205V2L204 1H202ZM193 4V5H192ZM195 4H197L198 5V7H195V6H197V5H195ZM199 4H200V6H199ZM223 4V3H222ZM233 4V5H232ZM202 5V6H201ZM260 5V6H259ZM191 6V7H190ZM192 6L194 7L193 8V10H192ZM204 6V7H203ZM226 6H228V8H229V4H227ZM226 6L224 7V9H226ZM255 6H258V8L257 7H255ZM223 7V6H222ZM234 7H236L235 9H237V10H235L236 12H234ZM249 7V8H248ZM199 9V8H198ZM224 9L222 8V10L224 11ZM256 9V10H255ZM194 10H195V12H194ZM227 10H229V9H226L224 12L226 13L227 12ZM244 10V11H243ZM249 10H251V11H249ZM254 10V14H252L253 11ZM193 11V12H192ZM261 11V12H260ZM244 12H247L246 14H243ZM191 14V15H190ZM252 14V15H251ZM237 15V16H236ZM246 15H247V17H246ZM248 15L249 16H252V17H254V18H251L250 19V21H248L249 19V17H248ZM235 16V17H234ZM244 16H245V18H244ZM186 18H187V15H186ZM221 19V18H220ZM219 20V19H218ZM228 20H229V18H228ZM245 20H247V21H245ZM256 20V21H255ZM257 20H259V21H257ZM190 21V20H189ZM191 21H192V19H191ZM244 21H245V24H246V26H245V24H244ZM247 22V23H246ZM256 22V23H255ZM258 22H260V23H258ZM201 23H203V22H201ZM242 25H241V24ZM254 23V24H253ZM252 24V25H251ZM256 24H258V25H260V26H258L257 25V28H256ZM241 25V26H240ZM254 26H255V28H254ZM197 27H199V26H197ZM240 27H243V28H241L240 29ZM259 27V28H258ZM261 27H263V28H261ZM261 28V29H260ZM248 29L250 30V31H248ZM256 29H258V30H256ZM259 29H260V32H259ZM258 31V32H257ZM253 32H254V34L255 35H253ZM256 32V33H255ZM257 34V35H256ZM260 36H259V35ZM262 34V35H261ZM243 36V37H242ZM197 37V36H196ZM198 38V37H197ZM226 38H228L227 40H225V37L223 36V38L222 39H224L225 40V42H228L229 41V43H230V45L227 43V45L228 46H230V47H227L226 48V44H225V42L224 43H222V40H218V41H221V42H216L217 44H214L215 45V47H216V51L218 52H222V54L224 53V54H226V55H229V53L230 52H227L228 50H230L231 49V47H232V49H236V47H237V49H239L238 48V44H236L237 42H235V41H233L234 43H232V41H230V38L231 37H226ZM186 39H187V41H186V43L188 42L189 44H190V40H189V36H186ZM223 40V41H224ZM235 40V39H234ZM192 42V41H191ZM186 44V50L188 51V50H190V49H193V50H195L196 49V51H199V50H201V49H203L202 48V45L203 46H206V42L204 41V40H201V41H198V42H196L195 44H193L194 42H192L191 43V45H189V44ZM199 43V44H198ZM202 45H201V44ZM204 43H206V44H204ZM252 43V44H251ZM198 46H197V45ZM220 44V45H219ZM234 44V45H233ZM197 46V48H196V46ZM208 45V44H207ZM219 45V46H218ZM190 46H194V47H191L190 48ZM222 46H223V48H224V52H223V48H222ZM198 49V50H197ZM227 49V50H226ZM226 50V51H225ZM176 51V50H175ZM226 52V53H225ZM239 52V50L236 52V53H238ZM176 53L178 54V55H176ZM182 54V55H181ZM190 54L192 55V56H190ZM250 54V53H249ZM179 55L181 56L180 58H182V59H180V61H181V63H179V59H178V57H179ZM196 55V56H195ZM243 55V56H242ZM171 56H172V54H171ZM249 56V55H248ZM259 56H260V54L258 53V54H254V57H257V58H259ZM196 58V59H195ZM201 58H203L202 59V61H201ZM194 60L195 59V61H196V63H195V61H191V60ZM199 59V60H198ZM228 59H230V58H228ZM259 59H262V58H259ZM186 60V63H187V61H188V63H187V65H185L186 67V72H187V75H183L181 72H179L180 70L182 71L183 69H184V61ZM200 61V63L198 62V61ZM261 61V60H260ZM161 62V61H160ZM165 62V61H164ZM169 62H172V59L171 60H169ZM203 62H204V64H203ZM264 61H263V59H262V62H260V63H263ZM190 63V64H189ZM195 63V64H194ZM201 63H202V65H201ZM166 64V63H165ZM181 66H180V65ZM244 64V65H243ZM257 64V63H256ZM259 65V64H258ZM258 65H255V67H257V68H260V73L264 70L263 68H264V66H260V65H263V64H260L259 66ZM190 66H191V68H190ZM194 66V67H193ZM203 66V67H202ZM193 67V68H192ZM254 67V68H255ZM177 68L179 69L180 68V70L178 71V72H176L177 71ZM256 68V69H257ZM176 69V70H175ZM187 69H188V71H187ZM190 69H193V71L194 72H196V73H193V74H191L192 73V70H190ZM200 70V71H204V69L203 70ZM237 69V70H236ZM208 71H210V70H208ZM189 72V73H188ZM181 73V75L180 76H177V75H179ZM190 74V75H189ZM183 75V76H182ZM192 75H193V77H192ZM230 75V76H229ZM182 76V77H181ZM186 76H188V78L186 77ZM191 76V77H190ZM200 76H201V78H202V80H204L205 79V81L202 83V81L200 82V80H201V78H200ZM217 76V77H216ZM219 76V77H218ZM248 76V77H247ZM181 77V78H180ZM184 77V78H183ZM195 77H197V78H195ZM225 79H224V78ZM192 78H195V79H192ZM209 78V79H208ZM215 78H218L217 80H215ZM233 78V79H232ZM182 79H184L183 81H182ZM193 81H192V80ZM197 79V80H196ZM199 79V80H198ZM211 79V81H214V82H211L212 84H208V83H210L209 82V80ZM221 79V80H220ZM207 80H208V82H207ZM230 80V81H229ZM236 80V81H237ZM240 80V79H239ZM240 80V81H241ZM246 80V81H245ZM191 81V82H190ZM215 81H217V82H220V84H219V86L221 87L220 89H219V92H220V94L222 95L223 94V97L217 92V90H211L210 92L208 91V90H204V91H208L209 93H211V94H209L208 92H206V93H204V92H202V90H197L196 92H198L199 94H200V96H199V94H198V97H197V93L195 92V91H190V92H187L186 91V87L188 86V87H190V84H193V83H202V85L204 84V83H206V87H207V85H209L208 87H210V85L211 86H218V84L216 83L215 84ZM224 82H225V85H224ZM231 82V83H230ZM237 82H239V81H237ZM237 82H235L234 84H235V86L238 84ZM187 84V86H186V84ZM221 83H223V84H221ZM183 85V86H182ZM204 86V87H205ZM223 86H225L224 87V91H223V93H221V89H223L222 87ZM229 86V87H228ZM234 86V85H233ZM232 86V87H233ZM207 87V88H208ZM184 88V89H183ZM229 88V89H228ZM228 89V90H227ZM175 91V92H174ZM200 91L204 94V97H203V95L200 93ZM171 92V93H170ZM224 92H225V94H224ZM229 94H228V93ZM186 93H192L191 94V96H192V98H193V100L195 99L196 100V98H197V100L195 101H193L192 100V98H189L188 97V103L186 104ZM208 93V94H207ZM171 94V95H170ZM209 96H207V95ZM227 94V95H226ZM177 95V96H176ZM178 95L180 96L179 98H178ZM184 97H183V96ZM190 96V97H191ZM201 96H202V98H201ZM205 96L207 97V99L205 100ZM212 96V97H211ZM225 96H227L226 98L228 99V100H222V98H224ZM167 99H166V98ZM168 97H170V99H168ZM183 97V98H182ZM222 97V98H221ZM165 98V99H164ZM180 98H182V99H180ZM200 98H201V102H199V100H200ZM209 98V99H208ZM181 101H180V100ZM219 99V100H220ZM225 99V98H224ZM178 101V103H177V105H176V102ZM206 101V102H205ZM226 101V102H225ZM228 101H231V103L232 104H229L230 102H228ZM241 103H238L239 105H236V107L237 106H241V104L243 105V102L242 101H240ZM166 103H164L165 105H166ZM180 104H181V106H180ZM236 104V103H235ZM185 105V106H184ZM183 106V107H182ZM210 105H209V107H208V110L206 109V113H204V114H206L207 115V113L208 114H211V115H208L207 116V119H206V116H204V114H201V115H203L202 117L203 118H205V121H210V120H212V121H214L213 123H212V121L211 122H207V123H210V124H208V125H210V128H208L207 129V127H209V126H207V125H203V121H204V119H201V115L200 116H198L200 119H199V121L201 120V122L200 123H197V122H199V121H197V119H196V123H193V125H195V126H193L192 125V127H191V129H192V131L193 130H195L196 128H198V129H196V130H199V126L201 125V127L203 126V128L202 129H204L207 133V135H209L210 133V135H212V133L213 134H215V135H217V136H222L220 133L222 132L221 131V127H223L222 128V130H225L224 129V127H228V126H230L228 123H230V122H227V121H230V119L228 118L229 116L230 117H233V116H231V115H229V116H226L225 114L224 115H220L219 116V114H218V117L216 118V116H214L215 115V111L217 110V109H215V110H212V108H211V113H209L208 111H210V107H211ZM221 106H222V104H221ZM224 106V105H223ZM231 106V107H230ZM171 107V108H172ZM180 107V108H179ZM235 107V108H236ZM176 108V109H175ZM179 108V109H178ZM188 108V107H187ZM215 108V107H214ZM213 108V109H214ZM118 110L119 109H117L116 110V112L115 113H117L118 112ZM174 110V111H173ZM177 110V111H176ZM181 110V111H180ZM239 110V109H238ZM164 111H167V114H165L164 115ZM169 111V112H168ZM171 111V112H170ZM173 111V112H172ZM175 111H176V113L178 112L179 114H178V120H180L181 118L182 119H184L183 120V123H182V120H180V122L182 123L181 125L183 126H181V125H179L180 124V122L176 119L177 117H175V115H174V117H172L173 116V114L175 113ZM183 111V112H182ZM231 111V110H230ZM240 111V110H239ZM166 113V112H165ZM182 113V114H181ZM160 114H163L162 116H160ZM172 116H171V115ZM183 116H181V115ZM181 117H180V116ZM240 115V114H239ZM164 116V117H163ZM176 116H177V114H176ZM226 116V117H225ZM236 116V115H235ZM163 117V118H162ZM171 117H172V121H169L170 119H171ZM197 117V118H198ZM225 117V118H224ZM237 117V116H236ZM241 117V115L239 116V118ZM228 118V119H227ZM242 118V117H241ZM174 119V120H173ZM233 119H235V117L233 118ZM232 118H231V121L233 122L234 120H233ZM244 119V118H243ZM203 120V121H202ZM225 120H227L226 121V123H225ZM244 120H246V119H244ZM243 120V121H244ZM175 121H177V122H179V124H178V126L176 125V123L177 122H175ZM174 122V123H173ZM236 122V120L234 121V123ZM245 122V121H244ZM103 123V124H102ZM117 123H119V125L117 124ZM129 123V124H128ZM213 125H212V124ZM126 124V125H125ZM128 124V125H127ZM131 124H132V126H131ZM136 124V125H137ZM149 124H151V126L153 125L154 127L152 128V129H155V130H152L150 127V125ZM227 124V125H226ZM85 125V124H84ZM122 125V126H121ZM123 125H125V126H123ZM149 125V126H148ZM163 125V126H162ZM198 127H197V126ZM224 125V126H223ZM235 125H236V123H235ZM82 126V125H81ZM103 126V127H102ZM116 126V130H114L115 127ZM140 126L143 128H140ZM180 126V127H179ZM184 126H185V128H184ZM205 126H207V127H205ZM101 127V128H100ZM123 127H126L125 129H123ZM130 129H129V128ZM131 127H132V129H131ZM164 127L166 128V130L164 129ZM170 127V128H169ZM195 127V128H194ZM113 130H112V129ZM121 128V129H120ZM133 128H134V130H133ZM150 128V129H149ZM163 128V129H162ZM229 128V127H228ZM127 129V130H126ZM135 129H137V130H135ZM157 129V130H156ZM171 129V130H170ZM190 129V130H191ZM207 129V130H206ZM210 129H212L211 131H210ZM64 130H66V129H64ZM96 130H98L97 132H99L98 134H97V132H96ZM100 130V131H99ZM124 130V131H123ZM142 130V131H141ZM218 131V133H217V131ZM115 131H116V133H115ZM119 131H120V133H119ZM146 131V132H145ZM165 131H166V133H165ZM171 131V132H170ZM141 132H143V134H145V136L143 135L142 137H135V135H140L141 134ZM208 132H209V134H208ZM110 133V134H109ZM264 133V132H263ZM74 135L76 134V133H73ZM101 134V136H107V137H99L98 138V136ZM112 134H113V136H112ZM115 134V135H114ZM151 134V135H150ZM162 134V135H161ZM170 134V135H169ZM193 134V133H192ZM167 135V136H166ZM169 135V136H168ZM174 135V136H173ZM181 135H183L182 137H181ZM109 136V137H108ZM154 136H156V137H154ZM224 136H226V135H224ZM127 139H126V138ZM151 137H153V138H151ZM160 137V138H159ZM168 137H170V139H167ZM114 138V139H113ZM140 138V139H139ZM142 138V139H141ZM144 138V139H143ZM151 138V139H150ZM185 138V139H184ZM223 138V137H222ZM109 139V140H108ZM112 139V140H111ZM149 139V140H148ZM181 139L182 140H184V141H182L181 142ZM85 140V141H84ZM111 140V141H110ZM115 140V141H114ZM124 140V141H123ZM128 140V141H127ZM130 140H131V142H130ZM139 140V141H138ZM140 140H142L141 142H140ZM150 140H152L151 141V144H149V141ZM156 140H158V142H156ZM167 140H168V142H167ZM221 140V139H220ZM224 140V139H223ZM225 140L227 141V142H230L229 140H231V139H226L225 138ZM224 140V141H225ZM92 141V142H91ZM95 143H94V142ZM97 141V142H96ZM155 141V142H154ZM162 141V142H161ZM174 141V142H173ZM176 141V142H175ZM181 142V144H178V142ZM189 141H190V143L191 144H189V146H190V149H187V148H189V146H188V144L187 143H189ZM196 141V142H195ZM211 141V140H210ZM216 139H212V141H211V143H212V146H214V147H216V146H218V145H216ZM222 141V140H221ZM232 141V140H231ZM82 142V143H81ZM91 142V143H90ZM103 142V143H102ZM114 142V143H113ZM126 142H127V144H126ZM148 142V143H147ZM164 142V143H163ZM179 142V143H180ZM184 142V143H183ZM187 142V143H186ZM214 142V143H213ZM220 142V141H219ZM235 142V141H234ZM97 143V144H96ZM109 143H111V145H112V147H111V145H108ZM118 143V144H117ZM122 143V144H121ZM155 143V144H154ZM157 143V144H156ZM174 143V144H173ZM176 143V144H175ZM217 143H218V141H217ZM230 143H233V141L232 142H230ZM80 144V145H79ZM82 144H83V146H82ZM153 144V145H152ZM161 144V145H160ZM183 144V145H182ZM219 144V143H218ZM77 145V146H76ZM100 145V146H99ZM106 145V146H105ZM122 145V146H121ZM149 145V146H148ZM157 145H158V147H157ZM174 145H175V148H174ZM178 145V146H177ZM179 145L180 146H182L183 148L185 147H187L186 149L188 150H186L185 148H184V150H182L181 148L182 147H180L179 148V150H178V147H179ZM185 145V146H184ZM216 145V146H215ZM53 146H55V147H53ZM79 146V147H78ZM107 147L106 149H105V147ZM154 146H156L155 148H154ZM177 146V147H176ZM50 147V148H49ZM58 147V148H57ZM91 147V148H90ZM93 147V148H92ZM115 147V148H114ZM127 147V148H126ZM142 147V148H141ZM152 147V148H151ZM173 147V148H172ZM109 148H113V149H116L118 152H119V154H121V153H123V155H120L119 157H121V158H119V163L116 165V175H117V173H118V171H120L121 173H124L125 174V177H127V183L125 182V184H123L124 186H120V185H113V186H108V185H110V180H112V179H109L108 178V175H107V173H106V175H105V177L103 176L105 173H103L102 172V170L101 169H95V168H93L94 166V164H93V162L94 163H96V161H97V159H95L94 157H96V155L98 156H101L102 158L101 159H105V160H103L102 161V163H100V165H97V164H99L98 162L96 163V165L95 166H101V165H104L105 164V161L106 160H108L109 159V157H110V153H109ZM157 148V149H156ZM168 148V149H167ZM192 148V149H191ZM48 149V150H47ZM57 149V150H56ZM104 149V150H103ZM122 149V150H121ZM130 149V150H129ZM137 149V150H136ZM139 149V150H138ZM151 149H155V150H157L158 152H156L155 150H154V152H156L155 154L156 155H158L157 153H159V150L161 151L160 153H159V156H157V157H155L156 155L154 154V160H155V162H156V165H155V162L154 161H152L151 160V162H152V164L150 165L149 163H151L150 162V159L153 157L152 155H153V151L151 150V152H150V150ZM173 149V150H172ZM175 149V150H174ZM75 150H77V151H75ZM86 150V151H85ZM171 150V151H170ZM55 151V152H54ZM57 151V152H56ZM76 153H78V154H76ZM79 151V152H78ZM83 151V152H82ZM121 151H123V152H121ZM174 151V152H173ZM177 151V152H176ZM180 151H184V153H185V151H187L188 152V154L187 153H183L184 155H185V160H183V155H182V152H181V154H180ZM147 152V153H146ZM170 152V153H169ZM172 152H173V154H172ZM176 152V153H175ZM76 155H75V154ZM151 153V154H150ZM166 153V154H165ZM175 153V154H174ZM179 153V154H178ZM195 153V154H194ZM61 154V155H60ZM63 154H64V156H63ZM81 154V155H80ZM87 154V155H86ZM145 154V155H144ZM177 154V155H176ZM161 155H162V157H161ZM164 155V156H163ZM166 155L168 156V157H170V158H167L166 157ZM180 155H182L181 156V158H180ZM202 155V154H201ZM214 155V154H213ZM64 158H62V157ZM74 156V157H73ZM94 156V157H93ZM126 156H128V157H126ZM146 156V157H145ZM177 156H179L178 158H177ZM197 156V157H196ZM209 156V155H208ZM148 157V158H147ZM161 157V158H160ZM166 157V158H165ZM171 157L174 159V161H173V159H171ZM213 157H215L216 158V155H214V156H212V155H210V158L211 159H214L215 160V158H213ZM224 157V156H223ZM91 158H94L96 161H94V159H91ZM127 158V159H126ZM128 158H130V159H128ZM146 158H147V161H146ZM150 158V159H149ZM155 158H157V160L155 159ZM163 158V159H162ZM220 158V157H219ZM219 158H217V159H219ZM222 158V157H221ZM91 159V160H90ZM149 159V160H148ZM160 159V160H159ZM164 159L166 160V161H164ZM178 159H180L179 161H178ZM224 159V158H223ZM93 160V161H92ZM126 160L127 161H129V162H126ZM131 160H132V162H131ZM169 160V161H168ZM172 162H171V161ZM176 160L178 161L177 163H179L177 166V168L178 169H186L185 171L184 170H182V171H184V172H182V173H185L186 175V177L184 176V174H183V176L185 177V179H186V181L185 180H183V181H180V180H182V179H178V178H176L175 176H173L174 174L173 173H175L174 172V170L173 169H175V168H173L172 169V167L170 166V164H168L169 166H168V168L170 167L171 169H169V170H171V171H164L163 172V169L164 170H166L165 168H162V167H164V165L168 162V163H173V162H175L176 163ZM182 160V161H181ZM40 161H45V160H40ZM91 161V162H90ZM98 161H100V160H98ZM136 161V162H135ZM137 161H138V163H137ZM140 161V162H139ZM143 161V162H142ZM146 161V162H145ZM163 161V162H162ZM183 161H185V162H183ZM217 161V160H216ZM218 161H220V160H218ZM217 161V162H218ZM104 162V163H103ZM123 162H125V163H123ZM162 162V163H161ZM165 162V163H164ZM129 163H132L133 165H129ZM143 164V166H142V164ZM146 163H148V165L146 164ZM161 164L160 166H159V164ZM187 163H189L188 161H187ZM216 163V162H215ZM128 166H127V165ZM145 164H146V167H145ZM217 164H221L220 162L219 163H217ZM140 165V166H139ZM150 165V167H147V166H149ZM158 165V166H157ZM172 166H176V164H171ZM184 165V167H182V166ZM186 165H188L186 168H185V166ZM63 166H65V164H63ZM91 166H93V167H91ZM130 166V167H129ZM137 166V167H136ZM166 166V165H165ZM90 167L92 168V170H90ZM156 169V171L158 170H160L161 169V171L164 173H162L163 174V176H165L167 173L166 172H168V174H170V175H168L167 174V176H168V178L166 177V179L164 178V177H162L161 175H156L157 174V172L154 170V168ZM157 167V168H156ZM159 167V168H158ZM198 169H197V168ZM229 167V168H228ZM119 168V169H118ZM152 168V169H151ZM176 168V169H177ZM94 169V170H93ZM152 171H151V170ZM172 170H173V172H172ZM187 170V171H188ZM191 170V171H192ZM228 170H229V172H228ZM89 171H95L94 173H90ZM154 171V173L155 174H153L152 172ZM119 172V173H120ZM190 172V171H189ZM261 172V171H260ZM259 172V174H260V177H261V179H259L260 177H256V178H258L257 180L255 179V184H256V181H258V183H259V185L261 184L262 186H263V184L264 183H262L261 182V180L263 181V177H264V172L261 174ZM100 173H102V174H100ZM181 174V170L178 172V174H177V177H181V178H184V177H182V176H180V174ZM190 173H192V172H190ZM203 173H205V172H203ZM225 173H227V174H225ZM95 174V176H93ZM97 174V175H96ZM123 174V175H124ZM150 174V175H149ZM158 174H160V172H158ZM225 174V175H224ZM228 174H229V176H228ZM258 174V175H259ZM100 175H102L103 177H104V179L102 180V176L100 177ZM156 175V178L157 179H155V176ZM174 177H172V176ZM202 175V176H201ZM209 175V176H208ZM262 175V176H261ZM128 176H129V178H128ZM150 176V177H149ZM153 176V177H152ZM171 178H170V177ZM201 176V177H200ZM203 176H206V177H203ZM213 176H215V179H213ZM84 177V178H83ZM151 178V180L149 179V178ZM164 179V184H162V181H161V179L162 178ZM202 177H203V179H202ZM106 178V179H105ZM108 178V179H107ZM134 178V179H133ZM148 178V179H147ZM160 178V179H159ZM170 178V179H169ZM188 178V179H187ZM197 178V179H196ZM234 178H232V179H234ZM236 178L238 179V180H236ZM85 179V180H84ZM133 179V180H132ZM155 179V181L153 182L152 180H154ZM162 179V180H163ZM175 179L177 180L178 179V181H180V183H178V185H176V183L178 182V181H175ZM228 179V178H227ZM82 180V181H81ZM130 180H131V184H130ZM137 181V183H135V186H133L134 185V182L133 181ZM146 180H150V181H146ZM157 180H160V183H159V181H157ZM166 180V181H165ZM220 180H219V182H220ZM84 181V182H83ZM86 181H88V182H86ZM108 181V182H107ZM160 184L159 186H160V188H159V186L157 185L158 183ZM205 181V182H206ZM231 181V182H232ZM239 181H240V183H239ZM97 182H98V187H97ZM140 182L142 183V184H140ZM144 182H147V183H145L144 184ZM204 182V183H205ZM211 182V183H212ZM232 182V183H233ZM238 182V183H237ZM245 182V183H244ZM249 182H250V179H249ZM252 182V181H251ZM254 182V181H253ZM251 183V184H254V183ZM95 183H96V186H95ZM102 183H104L105 185L107 184V188L109 187L110 189H108V190H111V188H113L111 191H107V193L109 192V194L112 196V199H111V196L110 195H108V194H103V196H102V198H101V200L97 203V204H99V205H92V203H91V200H92V190L91 189H93L92 187H94V192H95V190H97V189H95V187L96 188H100V189H103L104 190V187H105V185L104 184H102ZM150 183V184H149ZM156 183V184H155ZM235 183H233V184H235ZM129 184H130V186H129ZM138 184H139V186H138ZM152 184V185H151ZM164 185V186H162V185ZM217 184H219V183H217ZM235 184V185H236ZM104 185V186H103ZM129 186V187H126V186ZM138 186V188L139 189H137V186ZM141 185V186H140ZM143 185H145V186H143ZM150 185V186H149ZM156 185H157V187H156ZM179 185H180V187L182 188V190L180 189V188H178L179 187ZM197 185H195V186H193V187H195L196 189H198V188H200V187H198ZM249 186H250V184H248ZM260 185V189L262 190V188L264 189V186L262 187ZM115 186H117V188H118V190L119 191H121V193L118 191V190H116V188H115ZM144 187L143 189L141 188V187ZM153 188H152V187ZM156 187V189H158V190H156L155 189V187ZM248 186V187H249ZM102 187V188H101ZM125 187H126V189H127V191H126V189H125ZM131 187L132 188H136L137 189V191H135L134 189V191H132V189H131ZM246 187H247V185H246ZM246 187L244 186V188L246 189ZM247 187V188H248ZM82 188V189H81ZM106 188V187H105ZM122 188V189H121ZM129 188L131 189V190H129ZM145 188L147 189V190H150L151 188L152 189H155V190H150L149 191V193L148 192H146L147 190H145ZM184 188V189H183ZM202 188H200V189H202ZM86 189V190H85ZM121 189V190H120ZM189 189H193V191L195 190V191H197L196 189H194V188H189ZM199 189V190H200ZM249 189H250V187H249ZM248 189V191H250L251 192V190H249ZM77 190V191H76ZM83 190V191H82ZM85 190V191H84ZM107 190V189H106ZM106 190H105V192H106ZM118 191L120 194V197H123V194H124V191L125 192H127V193H125V196H126V194H128V195H130L132 192H136L137 193V195H136V193L134 194V193H132V195H130V198L132 197L133 198V196H135V198H133V199H136V200H134V201H137V199H138V202H137V204L138 205H136L135 204V206H134V204L132 203L131 204V202H133L132 200H130V198H129V196L127 197V198H129V199H126V197H124L125 199H123V200H125L124 202H123V204H122V202L121 201H119V197H117L118 198V201H116L115 202V200H114V197L116 198V196H113V193L115 194V195H118V193L117 192H114V191ZM167 190V191H166ZM183 190H186L185 192L183 191ZM203 190V189H202ZM201 190V191H202ZM81 191V192H80ZM113 191V192H112ZM128 191H130L131 193H128ZM144 191H145V193L147 194H150L151 192H153L154 191V196H152L153 195V193H151L152 195H151V197H147V195L146 194H144V196H146V198H148V200L147 201H145L146 199L143 197V193H144ZM155 191H158V194H156L157 192H155ZM140 194H139V193ZM142 192V193H141ZM182 192L184 193L183 195H180V194H182ZM89 193V194H88ZM112 193V194H111ZM176 193V194H175ZM189 193H191V192H189V190H188V199H194V198H189ZM210 193V192H209ZM84 194H85V196H84ZM142 194V195H141ZM194 194H196L195 192H194ZM199 194H201V192L199 191ZM198 194V195H199ZM251 194V193H250ZM90 195H92V196H90ZM162 195V194H161ZM191 195H193V193L192 194H190V196ZM197 195V196H198ZM83 196V197H82ZM105 196H107L106 197V201H107V198H108V200H109V196H110V201H108L107 203H106V201H104L105 200ZM137 196V197H136ZM142 196L143 197V199H144V201H141V198L140 197ZM169 196V198H167ZM180 196V197H179ZM197 196H196V198L195 199H199V201H200V199H201V196L202 195H200V196H198V198H197ZM210 196H211V193H210ZM253 196V195H252ZM255 196V195H254ZM192 197V196H191ZM193 197H195V195L193 196ZM255 197H258V194H257V196H255ZM89 198H91L90 200H89ZM131 198V199H132ZM140 198V199H139ZM179 198V199H178ZM186 198V197H185ZM251 198V197H250ZM122 199V198H121ZM171 199H173V200H171ZM175 199V200H174ZM257 199H260V196L257 198ZM88 202H87V201ZM104 201V202H102L101 204H102V206L103 207H101V204H100V202L101 201ZM130 201V204L131 205H133V206H129L128 208H130V207H132L133 209L132 210H134L135 208H137L138 209V207L137 206H139V204L140 203H142V204H140L142 207H143V210H144V208L146 207V205L148 206V202H149V205L151 206V209L153 210V212L152 211H148L149 212V214H148V212H146L147 211V209L148 208H150V206L149 207H146V209L144 210V211H142V209L140 208V210L142 211V216H143V218H142V221L140 220L141 218H139L138 217V215H136V217H134V215H135V213H133L132 215L130 214V216L129 217H131V216H133L134 218H136V219H138L139 218V220H136V219H134V220H136V226L134 225L133 227H131L130 228V231H128L129 229H127V228H129L130 227V223H134L135 221H130V220H133L132 218L133 217H131V219L130 218H125L124 219V217H121L122 216V213H124L125 211H123V209H122V207H123V205L125 204V205H129V203H128V201ZM139 200H140V202H139ZM166 200V201H167ZM176 200L178 201L177 202V204H176ZM185 200H187V199H184L183 201H185ZM113 201H114V205H116V207H117V209L115 210V208L113 207V206H110V205H113ZM152 201V202H151ZM167 201V202H168ZM191 200H188V201H186V202H190ZM198 201V202H199ZM253 201V200H252ZM56 202V201H55ZM112 202V204H110V203ZM119 202V203H118ZM120 202H121V206H120ZM150 202H151V204H150ZM180 202V203H181ZM196 202H197V200H196ZM247 202H250V201H247ZM246 202V203H247ZM254 202V201H253ZM253 202H251V203H253ZM60 203V204H59ZM68 203H70L69 205H68ZM72 203H74V205L72 204ZM128 203V204H127ZM135 203V202H134ZM166 203V202H165ZM200 203L201 202H199V206H201L200 205ZM246 203H245V205H246ZM256 203H258V204H255V202L252 204V206H249V205H251V204H249L248 203V206L250 207V208H248L247 207V205L245 206V207H247L248 208V210L247 209H244V210H247V211H249L251 208H253L252 210H250V212L248 213L247 211H245L244 212V210L242 211V213L244 212V214H242L243 215V217L242 218H244L245 220H249V221H251V218L253 217V215H255L256 213H257V209H258V205L260 204V200H258V201H256ZM63 204V205H62ZM89 204H91V205H89ZM106 205V207L108 208L109 206L111 207V211H113V212H109L110 210H106V208H104L105 207V205ZM110 204V205H109ZM159 205H157L158 206V208L156 207V212H158L159 213V211H160V215L162 214V211L161 210H163V208H162V206L160 207V205H162V203H158ZM167 204V203H166ZM182 204H184V203H182ZM181 204V205H182ZM192 203L190 202V205H191ZM58 206V208L56 207V206ZM68 205V206H67ZM72 205V206H71ZM180 205V206H181ZM186 205H188V204H184L183 205V208H185V206ZM196 206L197 204L195 203V204H192V206ZM256 205V206H255ZM55 206V207H54ZM65 206H67L68 208H69V206H71V207H73V206H79V208H81V207H83L85 210H86V213H84V211H83V213L85 214V217H84V215H83V213H82V215L81 214H79V215H77V216H74L73 217V215H66V213L64 212V209H66V208H62V207H65ZM189 206V205H188ZM198 206V205H197ZM76 207V208H77ZM96 207H100V209L98 208V209H96ZM110 207H109V209H110ZM152 207H154V208H152ZM178 207V206H177ZM187 207V206H186ZM244 207V208H245ZM101 208H104L105 209V212H107V214L106 213H104L103 214V212H104V209H101ZM112 208H113V210H112ZM180 208V207H179ZM83 209V210H84ZM157 209H158V211H157ZM161 209V210H160ZM181 209V208H180ZM179 209V210H180ZM102 210H103V212H102ZM123 212H122V211ZM130 210V209H129ZM182 210V209H181ZM181 210H180V212H181ZM93 211V212H92ZM115 211V212H114ZM118 211H120V212H118ZM141 211H140V213H141ZM232 211V210H231ZM99 213L98 215L97 214H95V213ZM108 212H109V216L111 215H113L112 216V219H109V221L111 220L112 222H113V220L116 218V221H117V219L118 218H122V219H124V221L127 223V226H128V224H129V227H127V226H125V223L123 222L122 223V219H119V221H117V223L116 222H113L112 223V225H115V226H111V224H110V228L109 227H107V228H105L104 230H103V228H104V226H108V221H107V223H104L105 222V216L106 215H108ZM118 212V213H117ZM127 212H129V211H126V213ZM131 212H134V211H131ZM138 212H139V210H138ZM137 212V213H138ZM143 212H145L144 213V215L145 216H147V217H145L144 215H143ZM152 212V213H151ZM156 212H154L153 213V216H154V214H156ZM183 212V211H182ZM187 212V211H186ZM234 211H232V216H233V214L234 213H236V212H234ZM88 213L90 214V216H91V218L88 216ZM111 213V214H110ZM253 213H255V214H253ZM94 214V215H93ZM147 214V215H146ZM163 214H164V212H163ZM176 214H178V213H176ZM196 214V213H195ZM248 214V215H247ZM92 215H93V217H96V219H95V221H94V219H93V217H92ZM97 215V216H96ZM99 215H101V216H99ZM119 215H120V217H119ZM148 215H149V217H148ZM150 215H151V217H150ZM197 215H198V217H197V219L199 220V221H202V219H200L201 217H199L200 215L197 213ZM196 215V216H197ZM237 214H234V216H236ZM110 216V217H111ZM118 218H117V217ZM141 216V217H142ZM162 216V215H161ZM195 216V215H194ZM234 216H233V218H234ZM252 216V217H251ZM258 216H260V215H258L257 214V217ZM263 216V218H264V215H262ZM68 217V218H67ZM100 217V218H99ZM114 217V218H113ZM145 217V218H144ZM167 217H169V219L167 218ZM246 217V218H245ZM257 217H253L252 218V220L253 221H255L256 220V218ZM69 218H70V220H69ZM230 220V223L228 224V226H230V224L232 223V222H234L233 223V225L235 224V221L233 220V218H231V216L230 217H228ZM66 219H68V220H66ZM81 219V220H80ZM127 219H129V222L130 223H128L127 221ZM146 219V220H145ZM150 219V220H149ZM159 219V221H157ZM174 219V218H173ZM197 219L195 220V217L193 218V220H195V221H197ZM244 219H241V220H239L240 222L241 221H244V222H247V221H245ZM89 220H93L94 222H96L97 223V226L96 227H91L92 225H96V223L95 224H93L94 222L92 221V222H89ZM104 220V221H103ZM145 220V221H144ZM155 220V221H154ZM166 220H168V221H166ZM175 220V219H174ZM232 220V221H231ZM73 221V222H72ZM76 221V222H75ZM81 221V222H80ZM115 221V220H114ZM140 221V222H139ZM148 221V222H147ZM150 221V222H149ZM152 221H154L155 223H157V225L159 224V226H161L160 228H161V230L163 229L162 228V226L165 228V229H163L164 230V233H163V230L162 231H160L159 232V227L156 225V224H154ZM157 221V222H156ZM164 221V222H163ZM180 221V220H179ZM228 221V222H229ZM120 224H119V223ZM143 224H142V223ZM160 222V223H159ZM165 222H167V223H165ZM172 222V221H171ZM178 222V221H177ZM100 223V225L102 224V223H104L103 225H101V227H102V229H100L101 231L103 230V237L102 236H99V234H98V232L100 231V230H98V226H99V228H100V225H98ZM115 223V224H114ZM147 223V224H146ZM151 223V224H150ZM154 225H153V224ZM170 223V222H169ZM32 224H33V222H32ZM79 224V225H78ZM90 224H92V225H90ZM119 225V228L117 227L118 225ZM141 224V225H140ZM140 225V226H139ZM146 225H151V226H153L152 227V231H151V229L149 230L148 229V231H149V233L147 232V227H146ZM177 225H179V227H180V229H179V227L177 226ZM233 225H231L232 227H233ZM123 226H125V228L124 229H122V230H120L119 231V229H120V227L122 228ZM132 226V225H131ZM142 226H144L143 228H142ZM150 226V227H151ZM154 226H155V229L157 228V230H158V232H159V234L161 235L160 237H158L159 236V234H158V232H157V230H154ZM262 226V225H261ZM139 228V230H138V228ZM149 227V228H150ZM178 227V228H177ZM234 227H236V224L234 225ZM262 227H264V225L262 226ZM91 228L93 229L92 231H91ZM109 228V229H108ZM117 228V229H116ZM135 228V229H134ZM172 228H173V230L175 229V231L177 232H174V233H172V235H171V232H173V231H171L172 230ZM116 229V230H115ZM142 229H145L146 231H144V230H142L143 232L141 233L140 231ZM169 229H170V233H168L169 232ZM186 229V228H185ZM215 229H220V228H215ZM214 229V230H215ZM32 230V229H31ZM96 230V232H95V234L93 233L92 234V232L93 231H95ZM105 230H107L108 232H109V234H107V232H104ZM110 230V231H109ZM118 230V231H117ZM196 230V231H195ZM226 229L224 228V230H223V232L225 231ZM114 231V232H113ZM122 231V232H121ZM128 235H125V233ZM134 231H136L135 233H137V234H133L134 233ZM150 231H151V233H155V231H156V233H155V238H154V235H151V233H150ZM165 231H166V234H165ZM179 231H182L181 233H183V231L185 232V233H187L186 234V236L182 239V237H183V235L185 234H182V236H181V233L179 232ZM216 231H220V230H216ZM29 232V231H28ZM110 232H112V233H110ZM121 234V235H123L122 237L124 238L125 236H127L126 238H124V241H123V239L119 242V240H120V238H121V235L119 234V233ZM128 232V233H127ZM129 232H130V234H129ZM148 233V234H150L149 236H150V238H148L149 236H147V234H144V233ZM161 232H162V234H164L163 236H164V238L162 237V234H161ZM31 233V234H30ZM35 231L33 232V231H31V232H29V233H27L26 235V239H27V241L29 242V240L31 241V243L33 242V240L35 239V237L37 236V235H35ZM91 233V234H90ZM97 233V234H96ZM101 234H102V232H100ZM124 233V234H123ZM138 233H140V235L142 236H139L138 235ZM167 233L169 234V237L168 236H166L167 235ZM200 232H198V234H199ZM15 234H17V232L15 233ZM33 234V235H32ZM90 234V235H89ZM100 234V235H101ZM106 234L108 235L107 237H106ZM144 234V235H143ZM156 234L158 235V236H156ZM173 234L174 235H176V234H180V238L179 239H176V238H174L173 239ZM92 235V236H91ZM94 235H95V237H94ZM105 235V236H104ZM113 235H116L115 237L116 238H114V236ZM125 235V236H124ZM131 235H135L136 237L138 236V237H141L142 239H140L141 241H139L138 243H144L145 244V242H146V244L147 243H149L148 244V249H149V251H147L148 249L145 247L144 248V250L142 249L143 247L142 246H144V245H139V250H138V247H137V245L135 244V242L137 243V241L136 240H138V238H136L135 236L133 237V236H131ZM145 235L147 236V237H145ZM172 237H171V236ZM30 236V239L28 238ZM32 236L34 237V239H31L32 238ZM87 236H89L88 238H87ZM96 236H98V237H96ZM110 236H111V238H112V243H110L111 241H109V243L110 244H108L107 245V243H108V240L107 239H109L110 238ZM120 236V237H119ZM153 236V238H151ZM192 236V237H191ZM95 239H94V238ZM106 237V238H105ZM118 237V238H117ZM129 237H131V239H129ZM163 238V239H165V240H159V241H156V239H158V238ZM168 237V238H167ZM177 237V236H176ZM179 237V236H178ZM187 237V238H186ZM191 237L192 238V240H191V238L189 239V238ZM197 238L198 240H199V242H201V243H198V240H197V243L196 244H199V245H196L195 243H194V240H195V238ZM20 239H22L23 237H22V235H20V237H19ZM90 238V239H89ZM98 238V239H97ZM104 238V239H103ZM128 238V239H127ZM136 238V239H135ZM172 238V240H171V243H168V245L167 246H169V244H172V245H170V249L172 248V249H175V247H177L178 248V246H173V244L176 242V243H178L177 241H179V240H181L180 242H179V245H180V243H182L183 244V242L185 241V240H187V242L189 241V240H191L192 241V244L194 243L195 245H193V246H189L191 243H190V241H189V245H188V247H187V245H186V241H185V245L183 244V247H179V251L177 250V248L175 249V250H172L171 249V251H170V249H169V247H166L165 246V243H166V241L167 240H169V239H171ZM186 238V239H185ZM88 239V240H87ZM94 239V243H93V241H91V240H93ZM117 240V242H118V244L121 246V244L123 245V250L126 248V247H129V249H126V251H125V255L123 254V253H121L122 252V250H121V248L122 247H120V246H118V244H117V246L116 247H119L118 249H120L119 251L117 250V253L118 252H120V255L121 256H119V257H117V255H119V253L118 254H116V247H114V245H115V243L114 242H116V240ZM119 239V240H118ZM126 239V240H125ZM133 239H135L133 242H132V240ZM194 239V240H193ZM245 239V241H246V237L244 238ZM82 240V242H80ZM95 240L98 242H95ZM99 240V241H98ZM102 240V241H101ZM105 241V243H104V241ZM109 240H111V239H109ZM115 240V241H114ZM129 240H131V241H129ZM144 240V241H143ZM175 240V242L174 243H172V241H174ZM177 240V241H176ZM91 241V242H90ZM143 241V242H142ZM162 241H165V243L163 242V243H160V242H162ZM204 241H206V243L204 242ZM81 244H80V243ZM107 242V243H106ZM125 242V243H124ZM129 244H128V243ZM211 242V243H210ZM90 243V244H89ZM113 243H114V245H113ZM127 243V244H126ZM137 243V244H138ZM166 243V244H167ZM207 243H209V244H211V245H207ZM213 243V244H212ZM69 244V245H68ZM92 244V245H91ZM96 244H98V245H96ZM99 244H100V246H99ZM103 244V245H102ZM113 246H112V245ZM130 244H132L133 246H131ZM163 244V245H162ZM181 244V245H182ZM201 244V245H200ZM203 244H204V246H203ZM93 245H95V248H94V246ZM106 245H107V247H106ZM126 245H129V246H126ZM135 245V246H134ZM176 245V244H175ZM210 246V247H207V249H205V251H203V250H201L202 248L204 249V248H206V246ZM216 245V246H215ZM82 246V247H81ZM97 246V247H96ZM110 246H112V247H110ZM126 246V247H125ZM140 246L142 247V248H140ZM152 246V247H151ZM153 246H155L154 248H156L155 250H154V248H153ZM171 246H173V247H171ZM185 246H186V249H187V251H189V250H193L194 249V251L196 250V248L197 247H199V248H197V250L195 251V253H194V251H193V254H191L192 253V250H191V253H190V251L189 252H187L186 251V249H185ZM197 246V247H196ZM201 246H203L202 248H201ZM213 246H215V248L216 249H213ZM76 247V248H75ZM81 247V248H80ZM101 247V248H100ZM104 247H106V250L104 249L103 250V248ZM130 247H134V248H130ZM137 247V248H136ZM194 247V248H193ZM67 248V249H66ZM71 248H73V249H71ZM78 248V249H77ZM92 248H94L93 249V251H92ZM109 248H111V249H109ZM116 248V249H115ZM168 248V249H167ZM185 251H183L182 249ZM189 248V249H188ZM191 248V249H190ZM218 248V249H217ZM80 249V250H79ZM107 249H108V253H109V256H111L112 257V255H113V259H111L109 256L107 257V255H108V253L107 252H105V251H107ZM130 249H134V252H133V250L132 251H130ZM146 249V250H145ZM153 249V250H152ZM158 249H161L160 251H158ZM199 249H200V251H199ZM209 249H211V250H209ZM213 249V250H212ZM83 250V251H82ZM111 250V251H110ZM114 250V251H113ZM138 250V251H137ZM141 250V251H140ZM143 250V251H142ZM157 250V251H156ZM163 250V251H162ZM209 252H208V251ZM68 251V252H67ZM100 251V252H99ZM102 251L104 252V255H103V253H102ZM115 252V253H113V252ZM123 251V252H124ZM127 251L128 252H130L129 254L127 253ZM135 251H137V254H136V252ZM146 251V252H145ZM153 251H154V253H153ZM162 251V252H161ZM207 251V253L208 254H204L205 252ZM84 252V253H83ZM112 252V255L110 254ZM140 252V253H139ZM141 252H142V255H141ZM163 252H165L167 255H165ZM199 252H203V253H201V254H204V255H202L200 258L198 257L199 255L198 254H200ZM213 252V253H212ZM95 253H97L96 255H95ZM127 253V254H126ZM152 253V254H151ZM169 253H170V255H169ZM177 253V254H176ZM217 253V254H216ZM21 254V253H20ZM73 254V255H72ZM116 254V255H115ZM139 254L141 255V256H139ZM146 254V255H145ZM174 254H176V256H173ZM190 254H191V256H190ZM72 257V259H71V257ZM100 255H103V256H105V257H103V256H100ZM126 257V255H127V257L126 258H128V259H126L124 256ZM152 255V256H151ZM172 255V256H171ZM198 255V256H197ZM206 255V256H205ZM144 256H146V258L144 257ZM148 256H149V258H148ZM170 256V257H169ZM181 256V257H182ZM205 256V257H204ZM0 264H42V262H40V261H42V260H44L45 258L44 257H42L41 258V256H40V254H39V252L37 251V250H33V249H30V250H26L25 251V253H24V255L23 256H21V259H19V260H14V259H12V258H5V257H3V256H1L0 255ZM67 257H68V259H67ZM98 257V258H97ZM102 257V258H101ZM132 257V256H131ZM130 257V258H131ZM151 257V258H150ZM174 257H175V259H179V261L178 262H175L174 261ZM198 259H197V258ZM204 257V258H203ZM92 258V259H91ZM99 258H101V259H99ZM108 258V259H107ZM120 258V259H119ZM123 260H122V259ZM184 258V259H185ZM189 258V259H188ZM99 259V260H98ZM116 259H118V260H116ZM144 259V260H143ZM150 259H152V261L150 260ZM191 259V260H192ZM197 259V260H196ZM69 260V261H68ZM115 260L117 261L116 263H115ZM122 260V261H121ZM125 260V261H124ZM128 260V261H127ZM161 260H162V262H161ZM191 260H189V261H187V263L188 264H190L191 262ZM192 260V261H193ZM223 260H224V258H223ZM65 261H67V262H65ZM82 261V262H81ZM105 261V262H106ZM109 261H107V263L106 264H110V262ZM122 263H121V262ZM124 261V262H123ZM149 263H148V262ZM64 262V263H63ZM100 262V263H99ZM134 262H136V260H134V261H132V263H134ZM175 262V263H174ZM223 262V261H222ZM131 263V264H132ZM186 262H185V264H187ZM192 263H194V262H192ZM135 264V263H134Z\"/></svg>","mask_w":264,"mask_h":264},{"label":"built area","instance_id":"2783aa9c","mask_svg":"<svg viewBox=\"0 0 264 264\" xmlns=\"http://www.w3.org/2000/svg\"><path fill=\"white\" fill-rule=\"evenodd\" d=\"M2 4H3V0H0V10H1Z\"/></svg>","mask_w":264,"mask_h":264}]
</instances>
